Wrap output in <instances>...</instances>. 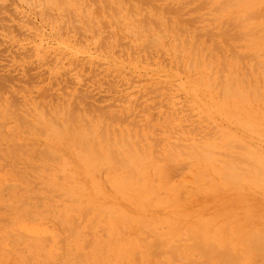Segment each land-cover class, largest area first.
Here are the masks:
<instances>
[{"label": "rangeland", "instance_id": "obj_1", "mask_svg": "<svg viewBox=\"0 0 264 264\" xmlns=\"http://www.w3.org/2000/svg\"><path fill=\"white\" fill-rule=\"evenodd\" d=\"M54 1L55 0L51 2L47 0H0V264H3V263L4 264H48V263L49 264H131L130 263L131 261L130 262L128 261L133 259L134 257H135V260H137L136 259L137 255H135L136 253L132 249V246L126 243V240L128 239L129 241V239L131 238V235L132 236L135 235V237L133 238H135L136 243L140 244V238H138V234L136 235V228H135V225L139 224L140 222H141L140 224H143L144 222L145 223L149 222L150 224H153V222H158L159 224L157 223L156 224L159 225V230L161 231L162 235L160 234L159 245H156L154 247L151 246V248L147 247L146 249L140 248L138 250L139 253L137 254L140 257L138 259V261L140 262L139 264H161V263L167 264L168 261H169L168 264H171L170 261L172 258L175 260H178L180 258L179 256L181 255L180 253L184 254L186 249L183 250V248L180 247L179 245L175 246L177 247V250L175 249L176 253L173 248V251H174L172 254L173 256L170 255L171 254L170 252H172V250H170L169 252L170 245L172 244V242H170L172 241L171 238H174L173 240L174 242L178 237L177 236L175 239L174 235L178 234L181 236V239H182L181 242L183 243L184 242L183 238H187V236L194 235V233L193 234L191 233L192 235H188L186 231L188 227L190 228L193 226L192 227L193 231L190 230V232H195L197 231L196 228L199 227V225H203L204 228H206L205 230V229H202L203 226L201 227L202 229L201 231L203 233L206 231L203 234L204 236L202 235V238L204 237V238H207V239L209 238L212 240L217 237H221L222 240L229 243V245H234V243L236 245V241L238 240L237 246H239L240 244H243L248 247V245L252 244L251 247L250 246L248 247L249 249H251L252 246H254V249H252L253 251L251 250L248 251L249 249L246 250L247 247L245 248V246L243 247V245H240L238 247L239 251L237 252L239 254L234 252L235 254L238 255V257H235L237 255L233 256L234 253H232V251L228 249L229 252L231 251L230 252L231 255L230 254H227V255L233 257L235 259V262L238 263L240 261L239 263L241 264V261H242V264H244L246 259H249V258H250V261L247 260L249 264L250 263L258 264V262L260 263V261H263L264 258L262 260V257H264V251H262V249L264 250V232L262 231H264V168L258 167L257 170L253 169L250 166L248 159L246 160V158L249 157L248 154L250 155V152H251L250 150L252 149H259L264 154V150H263L264 149L263 148L264 146L263 144L264 143V128H263L264 125L263 124L264 123L262 124L263 126L261 128L259 127V130H257L256 127L254 126H257V123H262V122H259L260 120L257 121L256 123L255 119L254 121L251 119H247V122H245L246 119L244 118H248V117H244V118H238L237 120H233V122H231V120L229 121L228 119H226V117L224 118V116L219 115L216 111H215V113H217L216 115L212 114L211 110H209V107L213 108L215 106L213 105L215 101L217 103L221 102L225 98L223 97L224 94L222 93L220 89L219 92H221L222 95L218 94L217 96V93H219L218 92L219 88L215 89L214 99H213L214 101H213L212 97L210 99L211 95L209 94V91L207 90L208 85L202 86L201 89H196V88L195 90L193 89V84L191 81L193 80L196 81L197 79H198L197 81H199L201 79L202 69L194 66L196 63V57H194L193 59L194 62L191 61L193 62V66H192L193 72H191L190 71L191 68L189 69V67H187V66H190L187 64L191 63L190 57L189 55L187 56V52H186L187 50L186 51L185 49L183 50V48H186V45H187L184 41V38L188 37L186 36V33L187 35L190 34L189 33L191 31L190 27H193L192 24L194 25V27L198 26L197 29H199V31L197 30L198 32L197 31L196 32L197 34L199 32H201L200 34L203 33L202 35L198 34L199 37L201 36L202 40L198 38L197 40H199L198 42L200 43L196 41L197 45L195 43L194 44L196 46L201 44L199 51L203 53L206 57H207V54H209L210 59L207 57L206 60H207V63H208V60L210 61V67L207 68V73L204 77V79L207 82L208 81L209 83L210 81L214 82L216 78L219 77L218 75H220L219 82H222V79H223L222 77H224V75L225 77H227L232 74V76L234 77L237 76L239 79H241L243 76L242 80H244V78L245 80L246 78H248V80H246L248 84L251 82L250 77H252V79L253 78L255 79V80L254 79L252 80L253 83L255 82L254 85L255 86L259 85V86H262L263 88L264 87V76H263L264 75V71H263L264 70V65H263L264 64L263 62L264 61V48H263L264 42L259 44L255 48H253L251 46V41H249L250 40L249 36L247 37L245 36L246 39H249L248 44L250 47L247 48L248 45L246 43L247 40L244 41L245 38L244 39L242 38V41H240L241 39L237 41L236 39H234V36H233V39L230 38V40L228 39V41L226 39H221L222 30L223 31L225 30L224 32H228L230 31L229 29H231V28L228 29L227 25H229L228 22L229 21L231 22L232 20L225 21L227 22L226 23L227 25L226 24L223 25L224 23L222 24V22L224 21V19L225 20L228 18L230 19V17L232 19L236 15H238V16H241L240 20L242 21H244V19L246 20V17L244 18V15L243 14L241 15L240 13L242 11V8L236 7L237 0L235 2H231V0H227V1L224 0L223 3H225L226 5V3L228 2V5H229L226 8L224 7L225 6L224 4L223 5L220 4L221 6H219L220 1L222 0H212L213 3H210L211 1H207L206 3L208 4L209 2V4L208 6L206 4V6L209 8L205 7L206 9L203 7L205 2L204 4L200 5L201 2L203 3V0H193L194 1L193 3L190 2L189 0H142V1L141 0H109V2H111V5L108 2V0H106V2L105 0H63L64 2L61 5H59L60 0L59 2L57 1V3L56 1L55 2ZM232 3L235 5H230ZM217 5L220 8L223 6L222 8L225 11H222L223 9L221 8V11H219L220 13H218V11H216ZM230 6L231 7L233 6L234 8L232 7L229 9L228 7ZM214 7L215 9H213ZM219 7L217 10H220ZM256 18L257 19L253 20V22H250L251 18L249 20L248 17H247L248 20H246V22L245 21L242 22L240 20L235 21L233 26L234 25L236 26L238 22L239 23L242 22L241 25L240 24L238 25L240 27V29L239 27L237 28L238 33L248 32L250 35L251 33L254 35L253 32L255 30L261 33L260 29L259 31L257 30L258 28L256 29H253V28L255 25H259L261 24V22H264V3L261 4V6H258ZM212 19L217 20V21L213 22ZM116 20L119 23L115 22ZM152 21L154 23H152ZM166 21L168 24H166ZM247 21H249L250 23L248 22L249 23L248 24ZM143 22H145L146 24ZM149 22L151 23V26L150 24H148ZM155 22L157 24H155ZM184 23L185 25L187 24H191V25L190 26L187 25L188 27L186 28V26L183 25ZM232 23L233 21L231 22V26H232ZM146 25L147 26L149 25L150 26L149 28L152 29L153 32H151L152 30L148 31L149 28L146 27L147 28V30L145 28L146 34L141 33L142 34L141 35L140 30L144 29ZM216 25H217V28H215ZM243 25H245L244 26L245 28L243 27ZM246 25L248 26L246 27ZM92 26H93V29H92ZM155 26L158 28H156ZM213 26H214V29L209 34L208 32L210 31L209 28H213ZM224 26H226L227 28H225ZM128 27H132V28L129 29ZM194 27L192 28L193 31L191 32L193 35L195 32ZM189 28H190V31H189ZM251 28H252V32L250 33L249 30ZM154 29H157V31H155ZM158 29L160 30L163 29L164 31L162 30L163 32L162 31L158 32ZM166 29H167V32H166ZM233 30L230 32L231 35H234L233 33L234 31L236 33V30L234 31ZM176 31L178 32L177 33L178 36H176L177 35ZM219 31L221 34L219 33ZM212 32H215L217 35L220 34L221 38L220 37L217 38L218 36L215 33H214L215 35H212L213 37H211L210 35L212 34ZM238 33H236L235 35H237ZM260 33L255 34L256 36H254V38L258 37ZM139 34L143 36L144 39L141 36H139ZM147 34L152 37H154V34H155L154 38L157 37V41H159L158 45L157 44L156 46L151 45V44L149 45L147 42H145L146 38L149 37ZM181 34H182L183 39H181L182 37H180ZM184 35L186 37H184ZM204 35L206 36V38ZM158 36L161 38V40L160 38H158ZM162 36L164 37V39ZM113 37L115 40L112 39ZM139 37H141L140 40H138ZM177 37L180 39L181 42L179 41L180 42L179 43L177 41L175 45L173 44V41L174 39H177ZM190 37L193 38V36L191 35L189 36V38ZM194 38H196L195 35H194ZM117 39L118 40L120 39V40L118 41ZM148 39L150 41L151 38H148ZM258 39L260 38L258 37ZM190 40H191V43L190 45L188 44V47H187L188 51H190V47L193 45L192 42H195V39L194 40L190 39ZM224 40H226L227 45L222 44L223 42H225ZM231 40H234L235 42H230ZM152 41L151 43L155 44V42H152ZM205 41H206V46H205L206 49L203 46V43ZM146 43L148 44V48L151 46L153 49H150L151 48L150 47L149 50L148 48H146L147 50L145 51L143 47H147ZM177 43L179 45L180 44L182 45V48L180 46L181 50L179 52L182 53L181 55L184 56L185 61L183 59L181 61V59L179 60L178 58H176L175 60H172L176 57L174 55H178L179 53L178 52L179 48L175 49L176 51L174 50L175 47L177 48ZM117 44H119L120 46ZM143 44L144 45L146 44V45L143 46ZM218 45H220V51H219V48L218 50H216L217 49L216 47ZM230 45L233 48H231ZM234 45L235 46L244 45L245 48L244 47L236 48L234 47ZM221 47L224 50H221ZM228 49L229 50L234 49L235 54L238 53L237 56H239L240 53L242 56H243V53L245 54L249 52L246 54V56H249L251 55V53H253L257 56L256 57L255 55H253L254 58H257L255 59L257 60V62L254 59H252L253 58L252 55H251L252 61L248 59L247 57L246 58L242 57V58L247 59V61L243 59V62H244L243 64L246 66V68L242 70L243 64L239 66L237 64V63L242 62L241 59L239 60L240 62H237L233 56V61H232L231 58H232V55L234 54H231V52L228 53L229 51ZM202 50L203 51L205 50L206 53L205 51L203 52ZM234 50H231V51L234 53ZM211 51L214 52V55L216 57L212 56L213 52ZM252 51H254L255 53ZM259 53L261 54L259 55ZM219 56L220 57L225 56L223 58L224 63L222 61L221 62L224 66L226 65L225 68L224 67L223 68L224 70L227 68L228 72L226 70L223 71V69L221 68L222 64L220 63ZM177 59L182 63V65L181 64L179 65V61ZM250 61L252 65H253V61L256 62V64L258 63L259 66L263 65L261 67L263 68L261 69L263 73L260 70V68L259 69L257 68L256 64H255L256 67L255 65H253V67L257 69L255 71L256 73L254 72L252 73V70L254 71L255 69H253L252 65L250 64ZM247 64L250 65V67ZM207 65L209 66V64ZM213 67H214V71H212ZM186 68L188 69L186 70ZM218 68L222 70L223 75H221V72H220L221 70H218ZM229 68L230 69L233 68V72L235 74L232 72V70L230 74ZM237 68H239V70ZM179 69L180 70L182 69L183 73ZM246 69H250L249 70L250 77L246 75L247 74L246 71H248ZM210 71L214 74H212ZM218 71L219 73H217ZM238 71L241 74L239 75L240 77L237 75V73H239ZM211 74H212L211 77H213L212 79L209 77ZM197 75H198V78H197ZM259 76L261 77L260 78L262 81L261 84L259 83L261 82L259 80ZM190 78L191 80H189L190 82H188V79ZM195 91L199 93V97L193 94V92L195 93ZM189 94L191 96H189ZM173 97L176 99H173ZM201 97L203 99L206 97L207 104H205L202 101ZM220 97L221 98L223 97V99H220ZM194 98L196 100H194ZM172 100L173 102H171ZM209 101L211 104H208ZM177 102L181 104H177ZM192 105L193 107H191ZM65 109H66V113H69L70 115L73 114L72 116H74L76 119H74V117L70 116L69 114L64 113ZM33 110L35 113L32 112ZM86 110H88L89 113ZM191 110L193 112H191ZM59 111H60V114L58 113ZM72 111H74L75 114ZM174 111H175V114H174ZM133 112H135V114ZM172 112L175 116L172 115ZM177 112H180V114L179 113L177 114ZM24 113H25V116H24ZM27 113L29 114L30 117L28 116ZM38 113L40 114V116H42V118L39 116ZM196 113H198L199 116L200 114L201 115L203 114L205 116V117H203V115L200 116V118H203L202 119L203 121L205 118V122H206L205 125H209L207 123L211 122L210 126L212 128L216 127V129H212L209 126L213 133L210 132V128L208 126H207L208 130L205 125L204 126L206 128H204L203 126L204 123L201 124L202 120H200L199 117L194 116L196 115ZM50 114H55V115L49 116ZM22 115L24 119L27 118L26 120H28L27 122L30 126L27 124L26 120L25 121L22 120L23 119ZM43 117L44 118L46 117V120L48 119L47 121L49 120L50 121L47 122L46 120H44ZM64 118H66L67 121ZM35 119H37V121ZM52 119L54 120L53 122H52ZM72 119H73V123H72ZM80 119H82L83 121ZM57 120H59V122H57ZM238 120L244 124L249 123L252 125V123L253 124L256 123V125L250 126L248 124L249 127H251L252 129L248 128L246 126L247 124L244 125L246 127H239V126L237 127V125H239L237 124L239 123ZM19 121L20 123L22 121L21 125H19L18 123ZM30 121L32 122V124H30ZM76 121L79 122V124ZM50 122L52 125L55 124L53 128L56 125L58 126V127L57 126L55 127V130L57 131V133L53 130V135L49 134V132L51 133L52 131L50 130V128L52 127L50 126ZM73 124L75 125V127L77 125L78 131L76 130L77 128L74 129V127H72L74 126ZM182 124L186 126L187 128L183 126V129H182L180 127ZM78 125L80 126L82 131H80L81 129L79 130ZM31 126L33 127L37 126L36 127L37 129H34ZM85 126H86V130L88 128L90 129V127L92 128L93 131H91V133L94 132L93 133L94 135L90 134L89 137L93 136L95 141L94 139L90 141V139L88 138L89 134H86L87 131L83 129ZM197 126L200 128L198 132L196 131ZM48 127L50 128L48 129ZM62 127H65V129L69 127V129L64 130ZM30 128L32 130H30ZM71 128L75 132L72 134L76 135V137H74L75 141H73L74 139H72L73 135H71V132L73 131L70 132ZM192 128H194L195 132L193 131ZM39 129H41L42 131L41 130L39 131ZM101 129L105 130V132ZM107 129L109 130V132ZM130 129H131V133H129ZM246 129L248 130L246 131ZM60 130H62V132ZM173 130H176V131H173ZM251 130L254 132V135H253V132H251ZM68 131L70 132L69 134L67 133ZM184 131L186 134L184 133ZM189 131L190 132L193 131L191 133L192 135L190 134ZM219 131H221V133ZM223 131L225 133L228 132V134L229 133L231 134L232 145H231V141L227 140L228 135L222 133ZM235 131H237L238 133H236ZM248 131H250V133ZM46 132L48 135H46ZM54 132H55V135L58 134L59 132L58 135H61L60 137L62 138L61 139L62 142H59L60 137L58 135L56 136L59 139L56 140L57 137L54 135ZM81 132H84V133L82 134ZM88 132L90 131L88 130ZM109 133H111L112 135H110ZM128 133L129 134L133 133L132 136L130 135L131 138L133 137L132 139L133 141L131 140L132 142L131 141L129 142L128 144L129 146H127L126 144V147H125L123 144L122 145L121 143L119 144V138L121 137L120 140H122L121 135L122 134L127 135ZM194 133L197 135L195 136ZM117 134L119 135V137ZM138 134H139L140 139L138 138ZM178 134H182L183 136L178 135ZM208 134H210L211 136L213 135V138H211L210 136H208L207 138L210 137L209 139L211 140L209 142L212 145L214 144L213 145L214 149L220 146L222 147V149L218 148L215 151L211 149V153H213L212 156H215L216 159H219L218 161H221V163L219 164V162L216 159H213V161L209 164L208 173L210 172L211 174L210 173L209 174L212 177H216V176L218 177V171L217 172L213 171L212 167L216 168L217 170H221L223 168L222 165L224 163L230 162L229 160H227V157H225L227 160L225 161V158H223L224 154H228L229 156H232V155L236 156L237 153L235 154L231 153L235 149V151L238 152V157L241 158L243 157L246 149H249L250 152L249 153L246 152L247 154L244 155L247 163H244L245 160L243 159V161L241 162H243L244 164L243 163L238 164L241 170H244V174L245 175L248 174V175L246 176L241 175L240 181L237 184V186L233 184L224 185L222 182H220L219 184L217 183V181L215 182L212 179H210V182L213 181V186H215L216 183L218 185V186H215V189H214V187L211 185L212 183L209 184L210 182H208L209 176L208 178H206L208 179V181L202 178L203 172L200 171L199 169L202 166V163H200L199 161H195L193 158L192 159L194 161L193 160L191 161V158L187 157V156H190L188 154L189 151H187V149L191 150V147L188 145H192L191 143L192 140L194 144L198 145L201 142V141H198V139L203 141L205 135H208ZM214 134H216L217 136L220 135V138L219 137H218L219 139L217 138L219 142L217 141V139H215L217 136L216 135L214 136ZM69 135L71 136V138L69 137ZM103 135L104 137H106L105 139H103L104 138ZM77 136L79 137L77 138ZM223 136H225V138H223ZM252 136H255V137H252ZM80 137L81 138L84 137L85 140L87 139L88 146L90 147L89 149L90 152L89 150H87L88 149L87 145H85L86 141L84 142L83 139L82 140L79 139ZM108 137H110L111 138L110 140L112 141L108 140L109 139ZM199 137H201L202 139ZM68 139L72 141L70 142ZM76 139H79V140H76ZM113 139L114 141L115 140L117 141V143H115L116 145L118 144L117 146L114 145ZM182 139L185 142H187V145L186 143H184V141H182ZM194 139L197 140V141L195 140L197 143H195ZM234 139H236V141H238V144L242 145V147L245 146L244 148L246 149L244 150L242 147H240L241 150L242 149L244 150V151L243 150L240 151V150H236V148H233V147H236V146H233L236 143ZM188 140L190 141L189 143H188ZM222 140L223 142H221ZM93 141L96 142V145H97L96 148L98 150L97 149L95 150V152L96 151L99 152V153L96 152L97 154L94 153V150H93L95 149L93 148V145H94L92 143ZM215 141H217L218 143ZM244 141H247V142H244ZM168 142L170 143L172 142L173 145L175 143L174 148L176 150L172 149L173 146ZM229 142H230V145L232 146L231 149L233 148L232 151L229 149L230 145L228 149L227 147H224L225 144L228 146ZM136 143L139 145H137ZM12 144H15V145H12ZM75 144L77 145L81 144V146L80 145L77 146ZM177 144L178 145L185 144L186 147L188 146L190 149L188 147L187 149L186 147L185 148L181 147V149L178 147L179 150H182V151H179L176 148ZM194 144L192 146L197 147V145H194ZM247 144H249V146ZM254 144H256V146ZM84 145L86 146L87 148L86 150L90 154L89 156L92 158L89 159L88 154L86 155L85 153H83ZM157 145L158 146L160 145L159 148ZM180 146H183V145H180ZM254 146L257 148H254ZM135 147H139L141 149L135 152L136 149L137 150L139 149V148L135 149ZM260 147L262 148V150L260 149ZM41 148L43 149L40 152ZM129 148L130 149L133 148V151L130 150ZM146 148H148L147 149L148 151L146 150ZM46 149L52 154L51 153L49 154V152H47V154H44L46 152ZM43 150L45 152H43ZM86 150L85 152L87 153ZM114 150L116 152H113ZM196 150L198 151L197 154H199V152L201 151L200 149H196ZM192 151L194 150L192 149ZM219 151H220V154L223 155V157L222 155L219 154ZM133 152L135 153V155L133 154ZM139 152H142V155H144L145 157L142 155H139L141 154ZM157 152H160V153H157ZM169 152H170L171 157L169 156ZM239 152L242 153L243 155L239 154ZM40 153L43 156H41ZM74 153L79 154L77 155L79 157L77 158L76 154L74 155ZM171 153H174V154L171 155ZM215 153L218 154L219 156L215 155ZM95 154L97 156H94ZM127 154H130V155H127ZM109 155L111 156L114 155V158L111 156L110 158ZM116 155L118 157V160H117ZM155 155L157 157H155ZM183 155H187V156H183ZM228 155H225V156H228ZM32 156L33 157L35 156L36 159H34ZM44 156H46L45 159H44ZM58 156H59V159H57ZM86 156H88V158ZM149 156L150 157L153 156V157L149 158ZM251 156H252V153H251ZM54 157L56 158L54 159ZM105 157H106V160H105ZM37 158H40V159H37ZM51 158L54 160H52ZM139 158L140 160H138ZM47 159L49 161H47ZM111 159L113 160L114 163H112ZM119 160L123 163H121ZM141 160L142 161L144 160V161L140 162ZM222 160L224 163H222ZM92 161H94V163H92ZM237 161L240 162L239 160ZM137 163H140V167L138 169L137 167L139 166V164L137 165ZM197 163H199L201 166ZM43 164H45L46 166H44ZM113 164L115 165V169H114ZM120 164H123L122 166L124 167H119L121 166ZM211 164H214L216 167ZM133 165L135 166L137 165L136 166L137 170H134V171L132 170V169H135V166ZM247 165L250 167L248 168ZM36 166L42 167V168H37ZM117 166L119 168H117ZM128 166L131 167V169L128 168ZM162 167L164 170L161 169ZM47 168H49V170H47ZM36 170H38V174ZM62 170L65 173L61 172ZM86 170L89 172V174L86 172ZM196 170L200 172L198 173ZM258 170L259 172L262 171V175H259V176L257 175ZM128 171L130 173H128ZM143 175H145L146 178ZM194 175L197 176L196 177L197 179L195 178ZM125 176H127V180H123ZM128 176L129 177L131 176V179L128 178ZM247 176L249 179L247 178ZM140 177L146 179L147 181L146 183L148 182L150 183L152 180L153 183L151 182L150 185L149 183L146 184V188L149 189L148 192H146L147 191L146 188L142 187L144 180L140 179ZM136 178L142 180L141 184L139 183L140 181L139 180L137 181ZM119 180L124 181L123 186H125V191H123L124 189L123 187H122L123 189H121ZM251 180H253V182ZM193 181L194 183H192ZM137 182L139 184H137ZM43 183H46V184H43ZM182 183L185 186H183ZM221 183L223 184V188H221L222 186ZM52 185H54V187L56 186L55 189L52 188ZM153 185L154 187H152ZM165 185H168L167 188H165L166 187ZM174 185L175 186L177 185L176 186L177 188L175 187L174 189ZM7 186H10V187H7ZM71 186L73 187V189H71ZM148 186H150V188L152 187L151 188L152 192H150V188ZM23 187L25 188L21 192ZM32 187H35V189ZM86 187L89 189L87 190ZM183 187L186 190H184ZM41 188L42 189L44 188V190L46 189L47 193L44 190H41ZM59 188L60 190H57ZM172 188L178 191L177 192L174 190L172 191ZM189 188H191L192 190L190 191ZM212 188L214 189L213 191H212ZM218 188L220 190H218ZM31 189H32V192L33 193L35 192V193L34 194L32 193L30 196ZM61 189L64 192L71 193L72 198L70 199L69 196L68 198L70 200L74 199L76 201V206H74L75 204L74 200H73L74 204H72L70 201H66V199L68 198L66 195H65L66 197L64 196V193H62L63 197L62 195H60L62 199L60 198L59 194L61 193ZM153 189L155 190V192H153ZM56 190L58 192H56ZM198 190L201 191V194ZM25 191H27L28 195ZM28 191H30V193ZM210 191H212V193L215 191V193H213L212 195ZM207 193L209 195H207ZM26 195L27 197L25 198ZM44 195L49 196V198L47 197V200H46V197ZM175 195H178L179 198H177ZM191 195H194L196 199L192 200L193 196ZM28 196L31 200L32 205L30 203V200L26 201L27 205L25 204L26 202L24 199H28ZM34 196H36L37 199ZM206 196L207 197L211 196V197L207 198ZM189 197L192 199L190 200ZM32 198L38 201L35 202L34 199L32 200ZM184 198H187V199H184ZM64 199L66 203L62 201ZM174 199L176 200L180 199V201H175ZM22 200L25 202L24 204L26 206L23 205ZM170 200L172 202L174 200V202L172 203L170 202ZM186 200H189V201H186ZM18 201L20 202V204L17 203ZM41 201H43V203ZM40 202L42 203V205ZM77 202L79 204H77ZM166 202H168L169 204L171 203V204L169 205ZM16 207H19V209L21 208V211H19V209ZM66 209H69V212ZM116 209H118L119 211ZM72 211L73 213L70 214ZM83 211H86V212H83ZM110 211L113 212L114 214L110 213ZM230 211H233V212H230ZM63 213L65 217L62 215ZM82 213H84L83 217L84 218L86 217L85 218V220L87 221L86 223H85V220H83L84 218L82 219V216H81ZM223 214L224 216H221ZM71 215L74 216L75 220L78 218L77 219L78 221L77 220L75 221ZM120 216H122L121 220L119 219ZM241 217L242 218L244 217V218L242 219ZM92 219L94 220L93 224L91 223ZM123 220H124V223H123ZM74 221L76 224L74 223ZM126 222L128 223L127 226L125 225ZM28 224L29 226H27ZM87 224L90 227L91 226L93 227L92 232H91V235L95 233L92 235L93 237L90 235V232L88 230L89 226L86 227ZM117 225L120 226V229L118 228ZM236 225L237 227L239 225L240 228L239 227L237 228ZM130 226H132L133 228ZM224 226L229 229L230 234L223 231V230H228L226 228H223ZM176 227H178V229ZM250 227H252V229ZM103 228L106 230L105 234H104V230L101 231ZM114 228L117 230H115ZM170 228H172V230ZM221 228H223V230ZM119 230H121V232L125 231V233L123 234L121 232L119 233ZM239 230L240 231L242 230V231L238 232ZM199 231L195 233L198 234ZM163 232H165V234ZM222 232L223 233L225 232V233L223 234ZM233 232L238 233L237 236L234 235ZM253 232L254 234H252ZM227 234H229L230 238L226 236ZM198 235L200 239L201 235L200 234ZM205 235H207L208 237ZM231 235H234L233 236L234 238L231 237ZM254 235L257 240L253 237ZM180 236L178 238H180ZM235 236L238 239H236ZM198 237L196 239V236H195V239L199 241V243H201L202 241V244H201L202 249L203 248L205 249V247H203L204 246L203 240H198ZM257 237L259 238L261 237V239L263 238L262 239L263 241H261V239L258 241L259 238ZM223 238H226L227 240ZM232 238L234 239L233 241H232ZM163 239H165L164 243L166 242L165 243L166 245H161L163 243ZM195 239L193 240L195 241ZM229 239L231 241H229ZM244 239L245 240L250 239V240L245 241L244 243L243 242ZM16 240L17 242L15 243ZM190 240H192V238L188 239L187 243H190L191 242ZM176 243H178V241ZM184 243L186 244V242ZM191 243L193 244V242ZM197 243L195 244L194 242V245H191V244L190 245L186 244V245H188V248H191L192 246L194 248V246L197 245L196 249L194 248L193 253L203 251L201 250V247L199 248L200 249L199 251H196L198 250V247H199L198 246L199 243L198 244ZM259 243H261L260 246L258 245ZM210 244H213V243H210ZM134 246L142 247V246H137V245H134ZM167 246H169V249ZM255 246L258 247V249H256ZM157 247L161 248L162 252L160 249H158V251L156 252ZM166 247L168 251H166ZM178 247L182 249L180 250V248ZM210 248H211V245H210ZM212 248H214V246ZM212 248H211V251H212ZM244 248L247 252L243 251ZM150 249L155 251L154 252L155 254ZM178 249L180 251L179 255L177 253ZM164 250L166 253L163 254ZM190 250H188L186 253L191 254L192 251ZM207 250H209L208 247H207ZM235 250L237 251V249ZM212 252H211L212 255H214V253L217 254L216 251L215 252L212 251ZM252 252L254 253L256 252V253L254 254ZM145 253L147 255H144ZM160 253H162L163 257L165 256L164 260H163V257L161 256H158L161 259L156 260L157 258L156 256ZM193 253L191 254V256H193V259L196 258V261L194 260L193 263L197 262V259L198 260L204 259V261H206L205 258L209 256L208 254H206L208 253V251L204 253L206 256L202 254L203 252L201 253L205 257L203 259H201V257L199 258L201 254L197 256L198 255L197 253H196L197 255ZM261 253H263V255ZM220 254L218 255L220 256ZM104 255H105V258H104ZM212 255L209 257H213ZM240 255H241V258H240ZM144 256L147 257V258H144L145 261L141 259ZM151 256L153 258H151ZM167 256H169L170 259H168L169 257ZM185 256L186 255H184V257ZM219 256H216V257H219ZM237 258L238 260L239 259L240 260L236 261ZM253 258H256V259H253ZM151 259H155V260H151ZM180 259L178 260L177 264L183 263L181 262L182 260ZM135 260L133 259V261ZM159 260H163V261L167 260V261L162 262ZM215 260L218 261L219 258ZM254 260H256L257 263ZM209 261H206V262L208 264L218 263L217 261L215 263H213V261L210 263ZM233 261L226 263V261L224 262L223 260L222 262L226 264L228 263L235 264V262ZM222 262H219V263L223 264ZM248 262L246 263L248 264ZM263 262L261 263L263 264ZM204 263L202 261V264ZM135 264H136V261H135ZM184 264H187V263L184 262ZM199 264H201L200 261H199Z\"/></svg>", "mask_w": 264, "mask_h": 264}, {"label": "bare ground", "instance_id": "obj_2", "mask_svg": "<svg viewBox=\"0 0 264 264\" xmlns=\"http://www.w3.org/2000/svg\"><path fill=\"white\" fill-rule=\"evenodd\" d=\"M47 1H50V2H51V1H53V0H47ZM55 1H56V3H57V1L59 2V0H55ZM55 1H54V2H55ZM141 1H142V0H141ZM189 1L192 2V3L194 2L193 0H189ZM207 1H211L210 3H213L212 0H203V3L201 2L200 5L204 4V2H205V4H204L203 7H204V8L207 7L208 4H209V2H208V4L206 3ZM226 1H227V0H226ZM235 1H236V0H234V1L231 0V2H235ZM63 2H64L63 0H60V2H59L60 4H59V3H58V4L61 5V4H63ZM105 2H106V0H105ZM108 2H109V0H108ZM108 2H107V3H108ZM223 2H224V0L220 1L219 6H221V5H223V4L225 5V3H223ZM109 3H110V5H111V2H109ZM180 3H181V1H180ZM236 3H237V6H236L237 8H242V11L240 10V11H241V12H240L241 15L243 14V15H244V18L246 17V20H248V19L250 20V18H251V21H250V22H253V20H256V19H257V18H256V15H257V8H258V6H261V4L264 3V0H237ZM52 4H53V3H52ZM118 4H119V3H118ZM206 4H207V6H206ZM220 4H221V5H220ZM178 5H179V4H178ZM182 5H183V4H182ZM215 5H216V4H215ZM230 5H235V4L232 3V4H230ZM219 6H218V5H217V7L215 6V7H216V11H218V13H220L219 11H221V8L223 7V6H222V7L220 8ZM227 6H229V5H228V2L226 3V5H225L224 7L226 8ZM215 7H214L213 9H215ZM218 7L220 8V10H217ZM232 7H233V6H232ZM232 7L230 6V7H228V8L230 9V8H232ZM64 8H65V6H64ZM64 8H63V9H64ZM207 8H209V7H207ZM233 8H234V7H233ZM237 8H236V9H237ZM82 9H83V8H82ZM113 9H115V8H113ZM205 9H206V8H205ZM222 9H223V8H222ZM236 9H235V10H236ZM158 10H159V9H158ZM83 11H84V10H83ZM222 11H225V10L223 9ZM227 11H228V10H227ZM233 11H234V9H233ZM147 13H148V12H147ZM216 13H217V12H216ZM218 13H217V14H218ZM145 14H146V12H145ZM208 14H209V12H208ZM236 16H237V18H236ZM236 16H235L234 18H232V19H231V17H230V19L228 18V19H226V20L224 19V21L222 20V21H223L222 24L224 23L223 25H225V24L227 23V22H225V21H227V20H232V21H233L232 26H233L234 22H235V21H239V20H240V17H241V16H238V15H236ZM47 17H48V16H47ZM147 17H148V16H147ZM177 17H178V16H177ZM177 17H176V18H177ZM247 17H248V19H247ZM215 18H216V17H215ZM217 19H218V18H217ZM235 19H237V20H235ZM134 20H135V19H134ZM179 20H180V19H179ZM212 20H213V19H212ZM246 20L244 19L245 22H246ZM90 21H91V20H90ZM147 21H148V20H147ZM214 21H217V20H213V22H214ZM232 21H231V22H232ZM240 21H242V20H240ZM244 21H242V22H244ZM100 22H101V21H100ZM100 22H99V23H100ZM115 22H118V21L116 20ZM131 22H132V21H131ZM135 22H136V21H135ZM145 22H146V21H145ZM145 22H143V23H145ZM231 22H230V21L228 22L230 26L226 24L227 27H228V29L231 28V29H229L230 31H228V29H227V31H228L229 33H228V32H224L225 30H224V31L222 30V34H221V33H220L221 30L219 29V30H220L219 33L221 34L222 38H221V36H220L219 33H218L219 35H217L215 32H212V34H211L210 36L213 37L212 35H215V34H216V35L218 36V37L216 36L217 38L220 37L221 39H226L227 41H228V39L230 40V38L233 39V36H234V39H236L237 41L240 40V39H241L240 41H242V38L244 39L245 36H246V37L249 36V39H250V40H249V39H246V38H245V40H244V41L247 40L246 43H247L248 46L245 45V46H247V48L250 47L249 44H248V40L251 41V46H252L253 48H255L256 46H258L259 44H261V43L264 42V22H261V24H259V25H255V26H254L253 29L258 28L257 30H259V29L261 30V33L255 30L256 33H255V31H254V32H253L254 35L251 33V32H252V28L249 30L250 33H251V35H250L248 32H244V33L240 32V33H238V31H237V28L239 27L238 25H239V24L241 25L242 22H241V23L238 22V24H236V26L234 25L235 27L233 26V28H232V26H231ZM248 22H249V21H247V23H248ZM250 22H249V23H250ZM67 23H68V21H67ZM102 23H103V21H102ZM102 23H101V24H102ZM112 23H113V22H112ZM118 23H119V22H118ZM139 23H141V22H139ZM146 23H147V22H146ZM146 23H145V24H146ZM152 23H154V22L152 21ZM181 23H182V22H181ZM249 23H248V24H249ZM145 24H144V25H145ZM148 24H150V26H151V23H150V22H149ZM155 24H157V23L155 22ZM166 24H168L167 21H166ZM222 24H221V25H222ZM142 25H143V24H142ZM172 25H173V24H172ZM183 25H185V23H184ZM187 25L190 26L191 24H187ZM187 25H185L186 28L188 27ZM195 25H196V23H195ZM218 25H219V24H218ZM253 25H254V24H253ZM67 26H68V25H67ZM96 26H97V25H96ZM129 26H131V25H129ZM150 26H149V25H148V26L146 25L145 27L143 26L144 29H142L143 27L141 28L142 30H140V31H141L140 34H141V33H142V34H143V33L146 34V33H145V32H146V31H145V28H146V27L149 28ZM156 26H157V25H156ZM156 26H155V27H156ZM175 26H176V25H175ZM192 26L194 27L193 24H192ZM244 26H245V25H243V27H244ZM247 26H248V25H246V27H247ZM52 27H53V26H52ZM63 27H64V26H63ZM68 27H69V26H68ZM118 27H119V26H118ZM118 27H117V28H118ZM176 27H177V26H176ZM178 27H179V26H178ZM182 27H183V26H182ZM193 27H190V28H191V31H190V28H189V31H190V32H189V33H190L189 35H187V33H186V36H188V37H186V36L184 35V37H186V38H184V41H185V43L187 44V45H186V48L188 47V44L190 45V43H191V40H190V39H193V40L195 39V42H192L193 45L190 47V51H188V48H187V49H186V48H183V50H184V49H185V51L187 50L186 52H187V56L189 55V57H190V62H191V61L194 62L193 59H194V57H196V63H195L194 66L197 67V68L202 69L201 72H202V77H203V78L201 77V79H200L199 81H197L198 79H197L196 81L193 80L194 83H193V81H191L192 84H193V89H194V90H195V88H196V89H201L202 86H206V85H208V86H207V87H208L207 90L209 91V94L211 95V96H210V99H211V97H212V100L214 99V90L219 88V89H218V92H219L220 89H221L222 93L224 94L223 97H225V98L223 99V97H222V98L220 97V99H223L221 102H218V103H217V102L215 101L214 104L212 103L213 105H215L213 108H210V107H209V110H211L212 114H215V115H216V114L218 113L219 115L224 116V118L226 117V119H228L229 121L231 120V122H233V120H237L238 118H244V117H248V118H244V119H246L245 122H247V119H251V120H253V121H254V119H255V120H256V121H255L256 123H257V121L260 120L259 122H262V123H257V126H254V127H256L257 130H259V127L261 128V127L264 125V124H263V123H264V122H263V121H264V87L262 88V86H259V85H258V86H255V85H254L255 82L253 83V81H252L254 78L252 79V77H250V74H249V73H250V71H249L250 69H246V70H248L249 72L245 70L246 73H247V74H246V73H245V74L248 75V77H250V80H251V82H250L249 84L246 82V80H248V78H246V80H245V78H244V80H245V81H244V80H242V79H243V76H242L241 79H239L237 76H236V77L232 76V74H231V70H232V72H233V68H234L233 66H232L233 68H231V69L229 68V70H230V74H231L230 76L225 77V75H224L225 79H224V77L221 76V77L223 78V79H222V82H219V80H220V78H219L220 75H218L219 77H217V78H219V79L216 78V80H218V81L215 80L214 82H211V81H210V83H209V81L207 82V81L204 79V77H205V75H206V73H207V68L210 67V61L208 60V63H207V60H206L207 57L209 58V54H207V57H206L203 53H201V52L199 51V48L201 47V44H199L198 46H196V45H197V42L199 41V40H197V39L200 38V40H202V39H201V36L199 37V35H202L203 33L200 34L201 32H199V33H198L199 35H198V34H197V32L199 31V29H197L198 26H197V27H194V29H195L194 31H195V32L198 30V31L196 32V34H197L198 36H197V35L195 34V32H194V35L196 36V38H194V35L191 33V32L193 31V29H192ZM222 27H223V26H222ZM224 27L227 28L226 26H224ZM128 28L131 29L132 27H128ZM138 28H139V27H138ZM156 28H158V27H156ZM160 28H161V27H160ZM166 28H168V27H166ZM186 28H185V29H186ZM199 28H200V27H199ZM215 28H217V25H216ZM220 28H221V27H220ZM234 28H235V29H234ZM244 28H245V27H244ZM248 28H249V27H248ZM92 29H93V26H92ZM149 29H150V28H149ZM149 29H148V31H151V30H152V29H150V30H149ZM175 29H176V28H175ZM182 29H183V28H182ZM209 29H210V31H208V30H207V31H208L209 34H210V32L213 31L214 26H213V28H209ZM223 29H224V28H223ZM233 29L236 30V33H238L237 35H235L236 33H235V31H234ZM239 29H240V27H239ZM80 30H81V29H80ZM132 30H133V29H132ZM146 30H147V28H146ZM154 30L157 31V29H154ZM162 30H163V29H161V30L158 29V32H161ZM170 30H171V29H170ZM186 30H187V29H186ZM232 30L234 31V32H233L234 35H231V34H230V32H231ZM260 30H259V31H260ZM128 31H129V30H128ZM138 31H139V30H138ZM143 31H144V32H143ZM163 31H164V30H163ZM163 31H162V32H163ZM174 31H175V30H174ZM178 31H179V30H178ZM181 31H182V30H181ZM134 32H135V30H134ZM151 32H153V30H152ZM166 32H167V29H166ZM257 32H258V33H257ZM132 33H133V31H132ZM174 33H175V32H174ZM177 33H178V32L176 31V34H177ZM180 33H181V32H180ZM205 33H207V32H205ZM214 33H215V34H214ZM233 33H232V34H233ZM259 33H260V35H259L258 37H259L260 39H258V37H255V38H254V36H256L255 34H259ZM135 34H136V33H135ZM140 34H139V36L142 35V34H141V35H140ZM148 34H149V32H148ZM148 34H147V35H148ZM164 34H165V33H164ZM182 34H183V32H182ZM182 34H181V36H180V35H179V36L182 37ZM130 35H131V33H130ZM158 35H159V34H158ZM161 35H162V33H161ZM161 35H160V37H161ZM171 35H172V34H171ZM173 35H174V34H173ZM190 35L193 36V38H191V37L189 38ZM205 35H206V34H205ZM205 35H204V36H205ZM230 35H231L232 37H231ZM239 35H240V37H239ZM243 35H244V36H243ZM252 35H253V36H252ZM64 36H65V35H64ZM134 36H135V35H134ZM148 36H149V35H148ZM163 36H164V35H163ZM163 36H162V37H163ZM165 36H166V35H165ZM176 36H178V34H177ZM206 36H207V35H206ZM206 36H205V38H206ZM59 37H60V36H59ZM83 37H84V36H83ZM141 37L144 39L143 36H141ZM141 37H139L138 40H140ZM154 37H155V34H154ZM154 37L149 36L148 38H151V39H152V38H154ZM160 37L158 36V38H160ZM202 37H203V36H202ZM214 37H215V36H214ZM122 38H123V37H122ZM148 38H146L145 42H147L149 45H150V44H151V45H154V46H156V44L158 45L159 41H157V37L154 38L155 41H154V39H152L153 41H152L151 39H150V41H149ZM174 38H176V37H174ZM174 38H173V39H174ZM208 38H209V37H208ZM217 38H216V39H217ZM112 39H114V37H113ZM147 39H148V40H147ZM163 39H164V37H163ZM171 39H172V38H171ZM181 39H183V37H182ZM186 39H187V40L189 39L190 42H189V40L187 41ZM114 40H115V39H114ZM117 40H118V39H117ZM119 40H120V39H119ZM119 40H118V41H119ZM160 40H161V38H160ZM175 40H176V41H175ZM226 40H224L225 42L222 41V42H223L222 44L225 45V44L227 43ZM148 41H149V42H148ZM151 41H152V42H155V44H154V43H151ZM156 41H157V42H156ZM177 41H178V42L180 41V39H179L178 37H177V39H174L173 44L176 45V42H177ZM196 41H197V42H196ZM240 41H239V42H240ZM174 42H175V43H174ZM180 42H181V41H180ZM180 42H179V43H180ZM188 42H189V43H188ZM230 42H235V41H234V40H231ZM147 43H146V44H147ZM194 43H195L196 45H195ZM198 43H200V42H198ZM201 43H202V42H201ZM204 43H205V44H204ZM204 43H203V46H204V48L206 49V47H205V46H206V41H205ZM236 43H238V42H236ZM244 43H245V42H244ZM41 44H42V43H41ZM113 44H114V42H113ZM119 44H120V42H119ZM119 44H117V45H119ZM146 44H145V45H146ZM148 44H147V47H143L145 51L147 50L146 48H148ZM183 44H184V43H183ZM218 44H220V43H218ZM228 44H229V43H228ZM145 45L143 44V46H145ZM178 45H179V44L177 43V48L175 47L174 50L179 48V49H178V52H179V51L181 50V49H180V46H181V48H182V45H181V44H180L179 46H178ZM226 45H227V44H226ZM119 46H120V45H119ZM183 46H184V45H183ZM195 46H196L197 48H196ZM209 46H210V45H209ZM230 46H231V45H230ZM230 46H229V48H230ZM131 47H132V45H131ZM150 47H151V46H150ZM150 47H149V48H150ZM184 47H185V46H184ZM192 47H193V48H192ZM207 47H208V46H207ZM212 47H213V46H212ZM222 47H223V45H222ZM222 47H221V50H224ZM234 47H236V48H237V47L241 48V47H244V45H243V46H235V45H234ZM149 48H148V50H149ZM204 48H202V49H204ZM216 48H217V49H216ZM216 48H215L216 50H218V48H219V51H220V45H218ZM231 48H233V47L231 46ZM244 48H245V47H244ZM263 48H264V47H263ZM150 49H153V48L151 47ZM207 49H209V48H207ZM212 49H213V48H212ZM111 50H112V49H111ZM140 50H141V49H140ZM228 50H229V49H228ZM231 50H234V49H230V50L228 51V53L231 52V54H234V55H232V58H231L232 61H233V56H234V58H235V60H236L237 62H240V61H239L240 59H241V61H242V62H240V63H237L238 66H239V65H242V64L244 63V62H243V59H245L246 57H247L248 59L251 60V55H252V57H253L252 59H254V60L257 59V58H254L253 55H255V54H253V53H251V55H249V56H246V54L249 53V52H247V53H245V54L243 53V56H242L241 53H240V55L237 56L238 53L236 52L237 54H235V50H234V53H233ZM175 51H176V50H175ZM185 51H184V52H185ZM202 51H203V50H202ZM204 51H205V50H204ZM204 51H203V52H204ZM261 51H262V50H261ZM261 51H260V52H261ZM172 52H173V50H172ZM178 52H177V53H178ZM211 52H213V51H211ZM221 52H222V51H221ZM252 52H254V51H252ZM146 53H147V52H146ZM175 53H176V52H175ZM205 53H206V51H205ZM217 53H218V52H217ZM254 53H255V52H254ZM153 54H154V53H153ZM172 54H174V53H172ZM181 54H182V53L179 52L178 55H174V56H176V57H175L174 59H172V60H175L176 58H178L179 60L181 59V61H182V59L185 61L184 56H182ZM222 54H223V53H222ZM257 54H258V53H257ZM260 54H261V53H259V55H260ZM117 55H118V54H117ZM148 55H149V54H148ZM180 55H181V57H180ZM210 55H211V53H210ZM219 55H220V54H219ZM225 55H226V54H225ZM177 56H178V57H177ZM212 56H213V57H216V56L214 55V52L212 53ZM220 56H221V55H220ZM220 56H219V57H220ZM255 56H256V55H255ZM224 57H225V56L220 57V63H221V64H222V62L224 63V61H223V58H224ZM242 57H245V58H242ZM256 57H257V56H256ZM259 57H260V56H259ZM211 58H212V57H211ZM217 58H218V57H217ZM131 59H132V58H131ZM147 59H148V58H147ZM158 59H159V58H158ZM178 59H177V60H178ZM188 59H189V58H188ZM209 59H210V58H209ZM213 59H214V58H213ZM258 59H259V58H258ZM262 59H263V58H262ZM132 60H133V59H132ZM179 60H178V61H179ZM245 60L247 61V59H245ZM133 61H134V60H133ZM141 61H142V60H141ZM211 61H212V60H211ZM213 61H214V60H213ZM216 61H217V60H216ZM221 61H222V62H221ZM251 61H252V60H251ZM251 61H250V64L252 65ZM255 61L257 62V60H255ZM173 62H174V61H173ZM188 62H189V61H188ZM193 62H191L190 64H189V63L187 64V65H190V66H187V67H189V69L191 68V69H190L191 72H193V68H192V66H193ZM256 62L253 61V65H255ZM258 62H259V61H258ZM263 62H264V61H263ZM213 63H214V62H213ZM213 63H212V65H213ZM215 63H216V62H215ZM248 63H249V62H248ZM173 64H175V63H173ZM180 64L182 65V63L179 61V65H180ZM207 64H209V66H208ZM243 65H244V64H243ZM243 65H242V70H244V68H246V66H245V65L243 66ZM247 65H248V64H247ZM253 65H252V67H253ZM256 65H257V68H258V69H259V68H260V70L263 69V68H261V67H262L264 64L261 65V66H259L258 63H257ZM256 65H255V67H256ZM221 66H222V67H221ZM221 66H220V67L223 69V71L226 70V71L228 72V69H227V68L224 70V68H225L226 65L224 66V65L222 64ZM248 66L250 67V65H248ZM134 67H135V66H134ZM156 67H157V66H156ZM174 67H175V66H174ZM181 67H182V66H181ZM181 67H179V68H181ZM214 67H216V66H214ZM214 67L212 68V71H214ZM223 67H224V68H223ZM255 67H253V69H255V70H254V71L252 70V73H253V72L256 73L255 71H256L257 69H256ZM158 68H159V67H158ZM197 68H196V69H197ZM239 68H240V67H239ZM239 68H237V69L239 70ZM135 69H136V68H135ZM187 69H188V68H186V70H187ZM175 70H176V69H175ZM179 70H180V69H179ZM218 70H221V69L218 68ZM180 71L182 72V69H181ZM180 71H179V72H180ZM261 71H262V70H261ZM263 71H264V70H263ZM263 71H262V73H263ZM210 72H211V71H210ZM220 72H221V75H223V74H222V73H223L222 70H221ZM238 72H239V71H238ZM242 72H243V71H242ZM182 73H183V72H182ZM211 73H212V72H211ZM217 73H219V71H218ZM233 73H234V72H233ZM212 74H214V73H212ZM212 74L209 76L211 79L213 78V77H211ZM234 74H235V73H234ZM242 74H243V73H242ZM260 74H261V73H260ZM260 74H259V75H260ZM237 75H238V76L241 75L240 72L237 73ZM253 75H254V74H253ZM244 76H245V75H244ZM255 76H256V75H255ZM263 76H264V75H263ZM209 77H208V78H209ZM239 77H240V76H239ZM197 78H198V75H197ZM260 78H261V77L259 76V80L261 81ZM183 79H184V78H183ZM189 80H191V78L188 79V82H190ZM209 80H210V79H209ZM254 80H255V79H254ZM162 81H163V80H162ZM162 81H161V82H162ZM177 81H178V80H177ZM142 82H143V81H142ZM183 82H184V81H183ZM185 82H186V80H185ZM218 82H219V83H218ZM252 83H253V84H252ZM259 83L261 84L262 81L259 82ZM250 84H251V85H250ZM185 85H186V84H185ZM183 87H184V86H183ZM186 87H187V86H186ZM146 88H147V87H146ZM209 88H210V90H209ZM179 89H180V88H179ZM203 89H204V87H203ZM154 90H155V89H154ZM187 90H188V89H187ZM157 91H158V90H157ZM187 92H188V91H187ZM148 93H149V92H148ZM222 93H221V92L217 93V96H218V94L222 95ZM3 94H4V93H3ZM26 94H27V93H26ZM149 94H150V93H149ZM193 94L196 95L197 97H199V93H198V92L195 91V93L193 92ZM162 95H163V94H162ZM185 95H186V94H185ZM220 95H219V96H220ZM171 96H172V95H171ZM186 96H187V95H186ZM189 96H191V95L189 94ZM206 96H207V94H206ZM192 97H193V96H192ZM166 98H167V97H166ZM195 98H196V97H195ZM195 98H194V100H196ZM173 99H176V98L173 97ZM187 99H189V98H187ZM191 99H192V98H191ZM201 99H202V101H203L205 104H207L206 97H205L204 99L201 97ZM164 100H165V99H164ZM174 101H175V100H174ZM213 101H214V100H213ZM213 101H212V102H213ZM22 102H23V101H22ZM171 102H173V100H172ZM189 102H190V101H189ZM191 102H193V101H191ZM39 103H40V102H39ZM215 103H216V104H215ZM174 104H175V103H174ZM177 104H181V103H178V102H177ZM177 104H176V105H177ZM208 104H211L210 101H209ZM19 105H21V104H19ZM38 105H39V104H38ZM198 105H200V104H198ZM208 106H209V105H208ZM38 107H39V106H38ZM175 107H176V106H175ZM177 107H178V106H177ZM183 107H184V106H183ZM191 107H193V105H192ZM191 107H190V108H191ZM204 107H205V106H204ZM204 107H203V108H204ZM33 108H34V107H33ZM130 108H131V107H130ZM14 109H15V108H14ZM38 109H39V108H38ZM84 109H85V108H84ZM195 109H196V108H195ZM19 110H20V109H19ZM30 110H32V109H30ZM52 110H53V109H52ZM52 110H51V111H52ZM59 110H60V108H59ZM130 110H131V109H130ZM192 110H193V109H192ZM192 110H191V112L194 111V110H193V111H192ZM38 111H39V110H38ZM55 111H56V110H55ZM76 111H77V110H76ZM86 111H88V110H86ZM177 111H178V110H177ZM187 111H188V110H187ZM215 111H216L217 113H215ZM26 112H27V111H26ZM26 112H25V113H26ZM30 112H31V111H30ZM32 112H34V110H33ZM61 112H62V111H61ZM69 112H70V111H69ZM72 112H74V111H72ZM77 112H78V111H77ZM168 112H169V111H168ZM184 112H185V111H184ZM194 112H195V111H194ZM204 112H205V111H204ZM13 113H14V112H13ZM25 113H24V116H25ZM34 113H35V112H34ZM52 113H53V112H52ZM55 113H56V112H55ZM58 113L60 114V111H59ZM62 113H63V112H62ZM62 113H61V114H62ZM64 113H66V109H65V112H64ZM70 113H71V112H70ZM80 113H81V112H80ZM88 113H89V111H88ZM105 113H106V112H105ZM133 113L135 114V112H133ZM178 113L180 114V112H177V114H178ZM208 113H209V111H208ZM15 114H17V113H15ZM27 114H28V113H27ZM27 114H26V115H27ZM38 114H39V113H38ZM66 114H69V113H66ZM74 114H75V112H74ZM112 114H113V113H112ZM125 114H126V113H125ZM174 114H175V111H174ZM174 114H173V112H172V115H174ZM188 114H189V113H188ZM51 115H55V114H50L49 116H51ZM56 115H57V114H56ZM69 115H70V114H69ZM69 115H68V116H69ZM72 115H73V114H71L70 116H72ZM80 115H81V114H80ZM109 115H110V114H109ZM113 115H114V114H113ZM126 115H127V114H126ZM202 115H203V114H202ZM202 115L200 114V116H202ZM205 115H206V114H205ZM18 116H19V114H18ZM28 116H29V114H28ZM35 116H36V115H35ZM39 116H40V114H39ZM39 116H38V118H39ZM46 116H47V115H46ZM82 116H83V114H82ZM88 116H89V115H88ZM104 116H105V115H104ZM117 116H118V114H117ZM128 116H129V115H128ZM134 116H135V115H134ZM174 116H175V115H174ZM177 116H178V115H177ZM184 116H185V115H184ZM194 116H197V117L200 118V116H199L198 113H196V115H194ZM29 117H30V116H29ZM31 117H32V116H31ZM40 117L42 118V116H40ZM57 117H58V116H57ZM60 117H61V116H60ZM72 117H74V116H72ZM76 117H77V116H76ZM84 117H85V116H84ZM168 117H170V116H168ZM168 117H167V118H168ZM189 117H190V116H189ZM192 117H193V116H192ZM203 117H205V116L203 115ZM210 117H211V116H210ZM217 117H219V116H217ZM13 118H14V117H13ZM18 118H20V117H18ZM22 118H23V115H22ZM32 118H33V117H32ZM43 118H44V117H43ZM68 118H69V117H68ZM220 118H222V117H220ZM220 118H219V119H220ZM224 118H223V119H224ZM26 119H27V118H26ZM26 119L23 118L22 120L25 121ZM54 119H55V118H54ZM58 119H59V118H58ZM64 119L66 120V118H64ZM74 119H76V118L74 117ZM118 119H119V118H118ZM168 119H169V118H168ZM202 119H203V118H200V120H202ZM20 120H21V119H20ZM35 120L37 121V119H35ZM42 120H43V119H42ZM44 120H46V117L44 118ZM47 120H48V119H47ZM47 120H46V121H47ZM80 120H82V119H80ZM198 120H199V119H198ZM240 120H241V119H240ZM261 120H262V121H261ZM27 121H28V120H26V122H27ZM49 121H50V120H49ZM49 121H47V122H49ZM53 121H54V120L52 119V122H53ZM66 121H67V120H66ZM70 121H71V120H70ZM82 121H83V120H82ZM111 121H112V120H111ZM117 121H118V120H117ZM195 121H196V120H195ZM220 121H221V120H220ZM226 121H227V120H226ZM33 122H34V121H33ZM55 122H56V121H55ZM57 122H59V120H57ZM76 122H77V121H76ZM119 122H120V121H119ZM126 122H127V121H126ZM199 122H200V121H199ZM207 122H208V120H207ZM221 122H222V121H221ZM238 122H239V123L236 122L237 124H239V125L236 124L237 127H238V126H239V127H246V126H247L248 128L252 129L251 127H249V125H250V126H252V125H256V123H255V124L252 123V125L249 124V123H245V124H247V125L244 126V125H245L244 123H241L239 120H238ZM18 123H19V125H21L22 121H21V123H20V121H19ZM38 123H39V122H38ZM40 123H41V121H40ZM65 123H66V122H65ZM68 123H69V122H68ZM72 123H73V119H72ZM72 123H71V124H72ZM77 123L79 124V122H77ZM96 123H97V122H96ZM104 123H105V122H104ZM109 123H110V122H109ZM131 123H132V122H131ZM134 123H135V122H134ZM137 123H138V122H137ZM137 123H136V124H137ZM203 123H204V124H203ZM205 123H206V122H205V118H204V121L202 120V123H201V124H203V126H204ZM210 123H211V122H210ZM210 123L208 122L207 124H209V125H205V126H206V127H207V126L209 127V126H210ZM228 123H229V122H228ZM23 124H25V123H23ZM27 124H28V122H27ZM27 124H25V125H27ZM30 124H32L31 121H30ZM42 124H43V123H42ZM71 124H70V125H71ZM193 124H194V122H193ZM199 124H200V123H199ZM232 124H233V123H232ZM248 124H249V125H248ZM262 124H263V125H262ZM28 125H29V124H28ZM33 125H34V124H33ZM54 125H55V124H54ZM54 125H52L51 122H50V126H52L51 128L48 127V129L50 128V130H52L51 133L49 132L50 135H53V130L57 133V131L55 130V127H56L57 125L53 128ZM70 125H69V127H70ZM73 125H74V124H73ZM86 125H87V124H86ZM89 125H90V124H89ZM127 125H128V124H127ZM130 125H131V124H130ZM134 125H135V124H134ZM190 125H191V124H190ZM196 125H197V124H196ZM23 126H24V125H23ZM29 126H30V125H29ZM43 126H45V125H43ZM62 126H64V125H62ZM78 126H79V125H78ZM131 126H132V125H131ZM135 126H136V125H135ZM145 126H146V125H145ZM183 126H184V125L182 124L180 127L183 129ZM187 126H188V125H187ZM198 126H199V125H198ZM198 126H197V130H196L197 132L200 130V128H199ZM205 126H204V128H206ZM31 127L34 128V129H37V128H36L37 126H36V127L31 126ZM57 127H58V126H57ZM65 127H66V126H65ZM65 127H62V128H63L64 130L69 129V127H67V129H65ZM72 127H74V129H75V128H77V125H76V127H75V125L72 126ZM101 127H102V126H101ZM107 127H108V126H107ZM111 127H112V126H111ZM120 127H121V126H120ZM140 127H141V126H140ZM143 127H144V126H143ZM184 127H186V126H184ZM208 127H207V130H208ZM210 127H211V126H210ZM210 127H209V128H210ZM257 127H258V128H257ZM22 128H23V127H22ZM27 128H29V127H27ZM62 128H61V129H62ZM103 128H105V127H103ZM137 128H138V126H137ZM186 128H187V127H186ZM198 128H199V129H198ZM211 128H212V127H211ZM211 128H210V132H212V131H211ZM263 128H264V126H263ZM80 129H81V128H80V126H79V130H80ZM83 129L86 130V126H85ZM108 129H109V128H108ZM108 129H107V130H108ZM139 129H140V128H139ZM148 129H149V128H148ZM184 129H185V128H184ZM192 129H193V131L195 132L194 128H192ZM192 129H190V130H192ZM212 129H216V127L212 128ZM250 129H249V130H250ZM30 130H32V129L30 128ZM40 130H41V129H39V131H40ZM57 130H58V128H57ZM76 130L78 131V128H77ZM85 130H84V131H85ZM88 130H89L90 132H88ZM96 130H97V129H96ZM101 130H103V129H101ZM107 130H106V131H107ZM149 130H150V129H149ZM201 130H202V129H201ZM217 130H218V129H217ZM247 130H248V129H246V131H247ZM253 130H254V129H253ZM257 130H256V131H257ZM35 131H36V130H35ZM41 131H42V130H41ZM60 131L62 132V130H60ZM71 131H73L72 128H71L70 132H71ZM80 131H82V129H81ZM86 131L88 132V133L86 132V134H89V135H88V138L90 139V141L93 140V139H94L93 136H92V137H89L90 134H91V135H94V134H93L94 132L91 133V131H93L92 128L90 127V129L88 128ZM103 131L105 132V130H103ZM173 131H176V130H173ZM193 131H191V132L189 131L190 134H191ZM215 131H216V130H215ZM224 131H225V130H224ZM224 131H223L222 133L228 135V136H227L228 139H227V138H226V139L229 140V141H231V140H232V136H231V134H230V133L228 134V132L225 133ZM260 131H261V129H260ZM23 132H24V131H23ZM37 132H38V131H37ZM43 132H44V131H43ZM43 132H42V133H43ZM55 132H54V135H55ZM70 132L68 131L67 133L69 134ZM99 132H100V131H99ZM108 132H109V130H108ZM111 132H112V131H111ZM118 132H119V131H118ZM122 132H124V131H122ZM137 132H138V131H137ZM165 132H166V131H165ZM169 132H170V131H169ZM205 132H207V131H205ZM219 132L221 133V131H219ZM235 132L238 133L237 131H235ZM248 132L250 133V131H248ZM251 132H253V131L251 130ZM1 133H2V132H1ZM27 133H28V132H27ZM31 133H32V132H31ZM44 133H45V132H44ZM72 133H75V132H74V131L71 132V135H73V136H72V139H74L73 141H75V138H74V137H76V135H75V134H72ZM81 133L83 134L84 132H81ZM100 133H101V132H100ZM125 133H126V132H125ZM129 133H131V129H130V132H129ZM129 133H128L127 135L125 134L126 136L123 135V134L121 135V136H122V140H120V138H121V137H120V138H119V144L121 143V145L123 144L125 147H126V144H127V146H129V145H128L129 142L133 139V137L131 138V136H132L133 133H132V134H129ZM138 133H139V132H138ZM184 133H185V131H184ZM202 133H204V132H202ZM202 133H201V134H202ZM212 133H213V132H212ZM241 133H243V132H241ZM245 133H246V132H245ZM256 133H257V132H256ZM258 133H259V132H258ZM28 134H29V133H28ZM40 134H41V132H40ZM58 134H59V132H58ZM58 134H56V135H58ZM109 134L112 135L111 133H109ZM185 134H186V133H185ZM194 134H195V133H194ZM217 134H218V132H217ZM262 134H263V133H262ZM42 135H43V134H42ZM42 135H41V136H42ZM46 135H48L47 132H46ZM56 135H55V136H56ZM74 135H75V136H74ZM101 135H102V134H101ZM101 135H100V136H101ZM117 135H118V134H117ZM130 135H131V136H130ZM178 135H182V134H178ZM191 135H192V134H191ZM196 135H197V134H195V136H196ZM202 135H203V134H202ZM202 135H201V136H202ZM215 135H216V134H214V136H215ZM253 135H254V132H253ZM260 135H261V134H260ZM58 136L60 137L61 135H58ZM84 136H85V134H84ZM98 136H99V135H98ZM148 136H149V135H148ZM182 136H183V135H182ZM208 136H210L211 138H213V135H212V136H211L210 134L205 135L206 138L204 137L203 141L198 139V141H201L198 145H197V144H194V142H193V140H192V142H191L192 145H193V144H194V145H197V147L192 146V145H188V146L191 147V150H188V149H187V147H188V146L186 147L187 142H185L183 139H182V141H184V143H186V145H185V144H180V145H183V146H180V145H178V144L176 145V148H177L178 150H179V148L181 149V147H183V148L186 147L187 151H189L188 154H189L190 156H187V155H183V156L190 157V158H191V161L194 159L195 161H199L200 163H202V166H201L199 163H197V164H199V165L201 166L199 169H200V171L203 172V173H202V178H203V179H206V178H208V176H209V178H208L209 181H208V179H206L208 182H210V179H212V180L215 181V182L217 181V183H219V184H220V182H222L224 185H225V184H233V185H236V186H237V184L239 183L240 178H241L240 176H241V175H245V174H244V170H241V168L238 166V164H242V163H243V162H241V161H243V159L245 160L244 155L247 154L246 152L249 153V152L251 151V152H250V155L248 154L249 157L246 158V160L248 159V162H249L250 166H251L253 169H256V170H257L258 167H263V168H264V154H263L259 149H252V150L249 151V149L244 148L245 146L242 147V145H239V144H238V141H236V139H234V140L236 141V143H235V145H233V146H236V147H233V148H236V150H240V151H242L243 149H244V150L246 149L244 155H243L242 153L239 152V154H242L244 158H243V157H241V158L238 157V152H236L235 149L233 150V148L231 149V147H232V146H231V145H232V141H231V145H230V142H229L228 146L225 144L224 147H227V149H228V147H229V145H230L229 149H230L231 151L233 150V152H231V153H233V154L237 153V155H236V156H233V155H232V156H229L228 154H224V157H223V155L220 154V151H219V154L222 155L223 158L227 157V160H229L230 162H229V163H224L223 160H222V163H224V164L222 165L223 168L221 167V168H222L221 170H217L216 168L212 167V170H213V171H215V172L218 171V177H217V176H216V177H212V176L210 175L211 173H210V172H209L210 174L208 173V171H209V164L213 161V159H216V158H215V156H212L213 153H211V149H213V150L215 151V150H217L218 148H221V149H222V147L220 146V147L214 149V148H213V145H214V144H213V145L210 144L209 141H210L211 139H209L210 137L207 138ZM216 136H217V135H216ZM249 136H250V134H249ZM258 136H259V134H258ZM48 137H49V136H48ZM56 137H57V136H56ZM69 137L71 138L70 135H69ZM78 137H79V136H77V138H78ZM103 137H104V135H103ZM110 137H111V136H110ZM110 137H108V138H109L108 140L111 139ZM116 137H117V136H116ZM118 137H119V135H118ZM218 137L220 138V135L217 136L215 139H217ZM221 137H222V136H221ZM252 137H255V136H252ZM262 137H263V136H262ZM66 138H67V137H66ZM99 138H101V137H99ZM105 138H106V137H104L103 139H105ZM138 138H139V134H138ZM187 138H188V137H187ZM199 138H201V137H199ZM219 138H218V139H219ZM223 138H225V136H223ZM58 139H59V138L57 137L56 140H58ZM61 139H62V138L60 137V141H59V142H62ZM79 139H81V140L83 139L84 142L86 141V142H85V145H87L88 149H87L86 146L84 145V146H83L84 149L82 148L84 152H83V151H82V152L85 153L86 155L88 154V156H89L90 154L88 153L87 150H89L90 147L88 146L87 139L85 140L84 137H83V138L80 137ZM79 139H76V140H79ZM139 139H140V138H139ZM142 139H143V138H142ZM165 139H166V138H165ZM201 139H202V138H201ZM218 139H217V141H218ZM241 139H242V137H241ZM250 139H251V138H250ZM257 139H258V138H257ZM68 140H69L70 142L72 141V140H70V139H68ZM123 140H125V141H123ZM135 140H136V139H135ZM147 140H148V138H147ZM195 140H196V139H194V141H195ZM223 140H224V139H223ZM223 140H222L221 142H223ZM260 140H262V139H260ZM94 141H95V139H94ZM94 141H93L92 143H93L94 145H96V142H94ZM102 141H103V140H102ZM110 141H112V140H110ZM115 141H116V140H115ZM115 141H114V139H113L114 145H116L115 143H117V141H116V142H115ZM120 141H121V142H120ZM132 141H133V140H132ZM132 141H131V142H132ZM150 141H151V140H150ZM159 141H160V140H159ZM163 141H164V140H163ZM196 141H197V140H196ZM196 141H195V143H197ZM213 141H214V140H213ZM217 141H215V142H217ZM42 142H43V141H42ZM78 142H79V141H78ZM84 142H82V143H84ZM104 142H106V141H104ZM107 142H108V141H107ZM135 142H136V141H135ZM142 142H143V141H142ZM164 142H165V141H164ZM189 142H190V141L188 140V143H189ZM218 142H219V141H218ZM218 142H217V143H218ZM244 142H247V141H244ZM252 142H253V140H252ZM262 142H263V141H262ZM33 143H34V142H33ZM49 143H50V142H49ZM72 143H73V142H72ZM75 143H76V142H75ZM108 143H109V142H108ZM110 143H112V142H110ZM137 143H138V142H137ZM137 143H136V144H137ZM168 143H170V142H168ZM191 143H190V144H191ZM226 143H227V142H226ZM233 143H234V142H233ZM259 143H260V142H259ZM259 143H258V144H259ZM136 144H135V145H136ZM156 144H157V142H156ZM170 144L173 146L172 149H175V148H174L175 143H174V145H173L172 142H171ZM170 144H169V146H170ZM237 144H238V145H237ZM252 144H253V143H252ZM263 144H264V143H263ZM12 145H15V144H12ZM33 145H34V144H33ZM47 145H48V144H47ZM75 145H77V144H75ZM79 145L81 146V144H79ZM79 145H77V146H79ZM94 145H93V148H95V149H93V150H94V153H96V152L99 153L98 151L95 152V150L97 149V148H96L97 145H96V146H94ZM117 145H118V144H117ZM117 145H116V146H117ZM137 145H139V144H137ZM160 145H161V144H160ZM160 145H159V146H160ZM216 145H217V144H216ZM247 145L249 146V144H247ZM254 145L256 146V144H254ZM31 146H32V145H31ZM38 146H39V145H38ZM116 146H115V147H116ZM124 146H123V148H124ZM144 146H145V145H144ZM157 146H158V145H157ZM159 146H158V148H159ZM218 146H219V145H218ZM255 146H254V148H257V147H255ZM44 147H45V146H44ZM139 147H140V146H139ZM139 147H135V149H136V148H139ZM145 147H146V146H145ZM178 147H179V148H178ZM193 147H194V148H193ZM238 147H239V148H238ZM240 147H242L243 149L241 150ZM251 147H252V146H251ZM251 147H250V148H251ZM261 147H262V146H261ZM261 147H260V149L262 150ZM20 148H21V147H20ZM77 148H78V147H77ZM110 148H111V146H110ZM154 148H155V147H154ZM188 148H189V147H188ZM237 148H238V149H237ZM263 148H264V146H263ZM13 149H14V148H13ZM15 149H16V148H15ZM42 149H43V148H41L40 152L42 151ZM44 149H45V148H44ZM82 149H81V150H82ZM86 149H87V150H86ZM129 149H130V148H129ZM140 149H141V148H139L138 150L136 149V151H135V150H134V151L137 152V151H139ZM147 149H148V148H146V150H147ZM169 149H171V148H169ZM189 149H190V148H189ZM192 149H193L194 151H192ZM196 149H200V150H201V151L199 152V154H197L198 151H197ZM2 150H3V149H2ZM4 150H5V149H4ZM28 150H29V149H28ZM64 150H65V149H64ZM85 150L87 151V153L85 152ZM97 150H98V149H97ZM109 150H111V149H109ZM112 150H113V149H112ZM118 150H120V149H118ZM118 150H117V151H118ZM121 150H122V149H121ZM130 150L133 151V148L130 149ZM175 150H176V149H175ZM175 150H173V151H175ZM195 150H196V151H195ZM230 150H229V151H230ZM244 150H243V151H244ZM263 150H264V149H263ZM38 151H39V150H38ZM132 151H131V152H132ZM142 151H143V149H142ZM147 151H148V150H147ZM179 151H182V150H179ZM43 152H45V151L43 150ZM43 152H42V154H43ZM47 152H49V151L46 149V152H45L44 154H47ZM78 152H79V151H78ZM89 152H90V150H89ZM109 152H110V151H109ZM113 152H116V151L114 150ZM129 152H130V151H129ZM190 152H191V153H190ZM212 152H213V151H212ZM222 152H223V151H222ZM5 153H6V152H5ZM23 153H24V152H23ZM50 153H51V152H49V154H50ZM70 153H71V152H70ZM97 153H96V154H97ZM106 153H107V152H106ZM110 153H111V152H110ZM139 153H141V154H139V155H142V152H139ZM146 153H147V152H146ZM154 153H155V151H154ZM157 153H160V152H157ZM157 153H156V154H157ZM161 153H162V152H161ZM181 153H182V152H181ZM184 153H186V152H184ZM223 153H224V152H223ZM251 153H252V156H251ZM40 154H41V153H40ZM42 154H41V156H43ZM51 154H52V153H51ZM75 154H76V157L78 158L79 156H77V155H79V154L74 153V155H75ZM81 154H82V153H81ZM96 154H95L94 156H97ZM113 154H114V153H113ZM125 154H126V152H125ZM133 154L135 155L134 152H133ZM172 154H174V153H171V155H172ZM191 154H192V155H191ZM53 155H54V153H53ZM53 155H52V157H53ZM117 155H118V154H117ZM117 155H116V157H117ZM127 155H130V154H127ZM145 155H146V154H145ZM162 155H163V154H162ZM165 155H166V154H165ZM165 155H164V156H165ZM175 155H176V154H175ZM181 155H182V154H181ZM215 155H218V154L215 153ZM225 155H228V156H225ZM27 156H28V155H27ZM30 156H31V155H30ZM35 156H36V155H35ZM35 156H34V157L32 156V157H33L34 159H36ZM46 156H47V155H46ZM46 156H44V159H45ZM88 156H86V157L88 158ZM106 156H107V155H106ZM110 156H111V155H109V157H110ZM132 156H133V155H132ZM136 156H137V155H136ZM136 156H135V157H136ZM142 156H144V155H142ZM142 156H141V158H142ZM153 156H154V155H153ZM153 156H151V157H153ZM169 156H170V152H169ZM177 156H178V155H177ZM218 156H219V155H218ZM250 156H251V157H250ZM28 157H29V156H28ZM111 157L114 158V155L111 156ZM111 157H110V158H111ZM144 157H145V156H144ZM144 157H143V158H144ZM151 157L149 156V158H151ZM155 157H157V156L155 155ZM155 157H154V158H155ZM170 157H171V156H170ZM175 157H176V156H175ZM228 157L231 158V159H229ZM234 157H235V158H234ZM237 157H238V158H237ZM55 158H56V157H54V159H55ZM80 158H81V157H80ZM87 158H86V159H87ZM90 158H92V157L89 156V159H90ZM98 158H99V157H98ZM107 158H108V157H107ZM154 158H153V159H154ZM192 158H193V159H192ZM233 158H234V159H233ZM2 159H3V158H2ZM37 159H40V158H37ZM51 159H52V158H51ZM54 159H52V160H54ZM57 159H59V156L57 157ZM120 159H121V158H120ZM128 159H129V158H128ZM134 159H135V158H134ZM156 159H157V158H156ZM159 159H160V158H159ZM168 159H170V158H168ZM168 159H167V160H168ZM240 159H241V160H240ZM79 160H80V159H79ZM105 160H106V157H105ZM111 160H112V159H111ZM117 160H118V157H117ZM130 160H132V159H130ZM138 160H140V158H139ZM160 160H161V159H160ZM194 160H193V161H194ZM216 160L218 161L219 159H216ZM220 160H221V159H220ZM227 160H226V158H225V161H227ZM231 160H232V161H231ZM233 160H234V161H233ZM237 160H239L240 162H238ZM246 160H245L244 163H247ZM47 161H49V160L47 159ZM57 161H58V160H57ZM64 161H65V160H64ZM87 161H88V160H87ZM115 161H116V160H115ZM119 161H120V160H119ZM128 161H129V160H128ZM143 161H144V160H143ZM143 161L141 160L140 162H143ZM161 161H162V160H161ZM188 161H190V160H188ZM3 162H4V160H3ZM99 162H100V161H99ZM120 162H121V161H120ZM120 162H119V163H120ZM218 162H219V164L221 163V161H218ZM237 162H238V163H237ZM53 163H54V162H53ZM85 163H86V162H85ZM92 163H94V161H92ZM102 163H103V162H102ZM112 163H114L113 160H112ZM116 163H117V162H116ZM121 163H123V162H121ZM127 163H128V162H127ZM130 163H131V161H130ZM182 163H183V161H182ZM244 163H243V164H244ZM8 164H9V163H8ZM138 164H139V166L137 167V169L140 167V163H137V165H138ZM184 164H185V163H184ZM187 164H188V163H187ZM219 164H218V165H219ZM41 165H42V164H41ZM43 165L46 166L45 164H43ZM88 165H89V164H88ZM113 165H114V164H113ZM120 165H121V166H119V167H124V166H122L123 164H120ZM128 165H129V164H128ZM137 165H136V166H137ZM211 165L215 166L214 164H211ZM6 166H7V165H6ZM39 166H40V165H39ZM133 166H135V165H133ZM136 166H135V169H132L133 171H134V170H137V169H136ZM165 166H166V165H165ZM250 166L247 165L248 168H249ZM4 167H5V166H4ZM36 167H37V168H42V167H38V166H36ZM61 167H62V166H61ZM64 167H65V166H64ZM89 167H90V166H89ZM119 167L117 166V168H119ZM183 167H184V166H183ZM215 167H216V166H215ZM29 168H30V167H29ZM128 168L131 169V167H129V166H128ZM159 168H160V166H159ZM159 168H158V170H159ZM31 169H32V168H31ZM33 169H34V168H33ZM43 169H44V168H43ZM64 169H65V168H64ZM64 169H63V170H64ZM114 169H115V165H114ZM123 169H124V168H123ZM161 169H163V167H162ZM195 169H196V168H195ZM199 169H198V170H199ZM218 169H219V168H218ZM244 169H245V168H244ZM40 170H41V169H40ZM47 170H49V168H47ZM50 170H51V169H50ZM63 170H62L61 172H63ZM163 170H164V169H163ZM163 170H162V171H163ZM245 170H246V169H245ZM36 171H37V174H38V170H36ZM51 171H52V170H51ZM64 171H65V170H64ZM196 171H197V170H196ZM200 171H199V172H200ZM250 171H251V169H250ZM250 171H248V172H250ZM49 172H50V171H49ZM52 172H53V171H52ZM54 172H55V171H54ZM86 172L89 174V172H88L87 170H86ZM92 172H94V171H92ZM160 172H161V171H160ZM194 172H195V171H194ZM197 172H198V171H197ZM199 172H198V173H199ZM34 173H35V172H34ZM55 173H56V172H55ZM63 173H65V172H63ZM128 173H130V172L128 171ZM155 173H156V172H155ZM155 173H154V174H155ZM161 173H162V172H161ZM164 173H165V172H164ZM242 173H243V174H242ZM258 173H259V174H258ZM258 173H257L258 176H259V175H262V171L259 172V170H258ZM260 173H261V174H260ZM16 174H17V173H16ZM192 174H193V173H192ZM216 174H217V173H216ZM61 175H62V174H61ZM166 175H167V173H166ZM212 175H213V174H212ZM246 175H248V174H246ZM246 175H245V176H246ZM69 176H70V175H69ZM143 176H145V175H143ZM192 176H193V175H192ZM194 176H195V175H194ZM214 176H215V175H214ZM29 177H30V176H29ZM40 177H41V176H40ZM57 177H58V176H57ZM61 177H62V176H61ZM154 177H155V176H154ZM196 177H197V176H195V178H196ZM210 177H211V178H210ZM249 177H250V176H249ZM44 178H45V177H44ZM76 178H77V177H76ZM128 178L131 179V176H130V177L128 176ZM145 178H146V176H145ZM192 178H193V177H192ZM195 178H194V179H195ZM247 178H248V176H247ZM259 178H260V177H259ZM61 179H62V178H61ZM68 179H69V178H68ZM122 179H123V178H122ZM132 179H133V178H132ZM136 179H137V178H136ZM140 179L144 180V182H143V184H142V187L146 188V184H148L149 182L146 183L147 181H146V179H144V178H141V177H140ZM140 179H137V181L139 180V181H140L139 183L141 184V181H142V180H140ZM160 179H161V178H160ZM196 179H197V178H196ZM196 179H195V180H196ZM248 179H249V178H248ZM250 179H251V178H250ZM261 179H262V178H261ZM123 180H127V176H125ZM123 180H119V182H120V187H121V189L124 188L123 191H125V186H123V182H124ZM150 180H151V179H150ZM150 180H149V181H150ZM258 180H259V179H258ZM262 180H263V179H262ZM28 181H29V180H28ZM213 181H211V182L209 183V184L212 183V184H211L212 186H213ZM251 181L253 182V180H251ZM95 182H96V181H95ZM151 182H152V180H151ZM151 182L149 183V185L151 184ZM215 182H214V183H215ZM31 183H32V181H31ZM139 183L137 182V184H139ZM152 183H153V182H152ZM188 183H189V182H188ZM192 183H194V181H193ZM196 183H197V182H196ZM217 183L215 184V186H218ZM222 183H221V184H222ZM33 184H34V182H33ZM37 184H38V182H37ZM43 184H46V183H43ZM87 184H88V183H87ZM182 184H183V183H182ZM182 184H181V185H182ZM189 184H190V183H189ZM202 184H203V182H202ZM223 184H222L221 188H223ZM259 184H260V183H259ZM70 185H71V184H70ZM100 185H101V184H100ZM163 185H164V184H163ZM245 185H246V184H245ZM251 185H252V184H251ZM251 185H250V186H251ZM36 186H37V185H36ZM36 186H35V187H36ZM38 186H39V185H38ZM139 186H140V185H139ZM165 186H166L165 188H167L168 185H165ZM176 186H177V185H176ZM176 186L174 185V189H175ZM183 186H185V185L183 184ZM186 186H187V185H186ZM201 186H202V185H201ZM201 186H200V187H201ZM215 186H213L214 189H215ZM219 186H220V185H219ZM7 187H10V186H7ZM20 187H21V186H20ZM35 187H32V188L35 189ZM55 187H56V186H55ZM55 187H54V185H52V188H53V189H55ZM120 187H119V188H120ZM122 187H123V188H122ZM148 187L150 188V186H148ZM152 187H154V185H153ZM152 187H151V188H152ZM204 187H205V186H204ZM233 187H235V186H233ZM24 188H25V187L22 188L21 192L23 191ZM44 188H45V187H44ZM44 188H43V189L41 188V190H44ZM46 188H47V187H46ZM69 188H70V187H69ZM83 188H84V187H83ZM86 188H87V187H86ZM115 188H116V187H115ZM151 188H150V192H152V191H151ZM176 188H177V187H176ZM183 188H184V187H183ZM183 188H182V189H183ZM186 188H187V187H186ZM219 188H220V187H219ZM219 188H218V190H220ZM229 188H230V187H229ZM261 188H262V187H261ZM261 188H260V189H261ZM6 189H7V188H6ZM71 189H73L72 186H71ZM71 189H70V191H71ZM79 189H80V188H79ZM88 189H89V188H87V190H88ZM132 189H134V188H132ZM146 189H147L146 192H148L149 189H148V188H146ZM159 189H161V188H159ZM174 189L172 188V191H173ZM180 189H181V188H180ZM189 189H190V191L192 190L191 188H189ZM214 189L212 188V191H213ZM2 190H3V189H2ZM4 190H5V189H4ZM28 190H30V189H28ZM38 190H39V188H38ZM48 190H49V189H48ZM50 190H51V189H50ZM57 190H60V188L57 189ZM57 190H56V192H58ZM119 190H120V189H119ZM119 190H118V192H119ZM184 190H186V189L184 188ZM216 190H217V188H216ZM226 190H227V189H226ZM262 190H263V189H262ZM19 191H20V190H19ZM19 191H18V192H19ZM34 191H35V190H34ZM44 191L47 193L46 189H45ZM52 191H54V190H52ZM83 191H84V190H83ZM123 191H122V192H123ZM174 191H176V190H174ZM177 191H178V190H177ZM177 191H176V192H177ZM187 191H188V190H187ZM190 191H189V192H190ZM194 191H195V189H194ZM198 191H199V190H198ZM207 191H208V190H207ZM212 191H210V192L212 193ZM18 192H17V194H18ZM25 192L27 193V191H25ZM28 192L30 193V191H28ZM153 192H155L154 189H153ZM199 192H200V194H201V191H199ZM205 192H206V191H205ZM238 192H240V191H238ZM244 192H245V191H244ZM32 193H33V192H32V189H31L30 196H31ZM34 193H35V192H34ZM34 193H33V194H34ZM62 193H64V196L66 195L67 198H68V196H69L70 199L72 198V197H71V193H69V192H68V193H67V192H64V191H62V189H61V193L59 194V196L62 195V197H63V194H62ZM65 193H66V194H65ZM86 193H87V192H86ZM89 193H90V192H89ZM91 193H92V192H91ZM166 193H167V192H166ZM213 193H215V191H214ZM213 193H212V195H213ZM218 193H219V192H218ZM248 193H249V192H248ZM24 194H25V193H24ZM49 194H51V193H49ZM67 194H68V195H67ZM187 194H188V193H187ZM196 194H197V193H196ZM237 194H238V193H237ZM27 195H28V193H27ZM27 195L25 196V198L27 197ZM108 195H109V194H108ZM203 195H204V194H203ZM207 195H209V194L207 193ZM216 195H217V194H216ZM37 196H39V195H37ZM44 196H45V195H44ZM44 196H43V197H44ZM54 196H55V195H54ZM59 196H57V197H59ZM66 196H65V197H66ZM98 196H99V195H98ZM175 196H176L177 198H179L178 195H175ZM187 196H188V195H187ZM191 196H193V199L189 197L190 200H191V199H192V200L196 199L194 195H191ZM200 196H201V195H200ZM204 196H205V195H204ZM226 196H227V195H226ZM32 197H33V195H32ZM34 197H36V196H34ZM45 197H46V200H47V197L49 198V196H45ZM57 197H55V198H57ZM99 197H100V196H99ZM113 197H114V196H113ZM176 197H174V198H176ZM206 197H207V196H206ZM208 197H211V196H208ZM208 197H207V198H208ZM23 198H24V197H23ZM39 198H40V197H39ZM60 198H61V196H60ZM69 198H68V199L65 198L66 201H70L72 204L75 203L74 206H76V201H75L74 199L70 200ZM78 198H79V197H78ZM101 198H102V197H101ZM144 198H145V197H144ZM172 198H173V196H172ZM212 198H213V197H212ZM233 198H234V197H233ZM262 198H263V197H262ZM33 199H34V198H32V200H33ZM36 199H37V197H36ZM40 199H41V198H40ZM58 199H59V198H58ZM61 199H62V198H61ZM65 199L62 200V201L65 202ZM184 199H187V198H184ZM24 200H25V202L28 201V200H30L29 196H28V199H24ZM41 200H42V199H41ZM51 200H52V199H51ZM73 200H74L75 202H74ZM140 200H141V199H140ZM174 200H175V201H180V199H179V200H178V199H177V200L174 199ZM174 200H173V202H174ZM205 200H206V199H205ZM217 200H218V199H217ZM22 201H23V200H22ZM22 201H21V203H22ZM34 201L37 202L38 200H35V199H34ZM186 201H189V200H186ZM206 201H207V200H206ZM25 202L23 201V205H25V204L27 205V202H26V203H25ZM41 202L43 203V201H41ZM41 202H40V203H41ZM73 202H74V203H73ZM131 202H132V201H131ZM170 202H172V201L170 200ZM173 202H172V203H173ZM201 202H202V201H201ZM240 202H241V201H240ZM17 203L20 204L19 201H18ZM24 203H25V204H24ZM30 203H31V200H30ZM40 203H39V204H40ZM42 203H41V205H42ZM52 203H53V202H52ZM65 203H66V202H65ZM68 203H69V202H68ZM126 203H127V202H126ZM133 203H134V202H133ZM151 203H152V202H151ZM161 203H162V202H161ZM166 203H168V202H166ZM184 203H185V202H184ZM203 203H204V202H203ZM209 203H210V202H209ZM241 203H242V202H241ZM9 204H10V203H9ZM19 204H18V205H19ZM36 204H37V203H36ZM46 204H47V203H46ZM48 204H49V203H48ZM63 204H64V203H63ZM77 204H79V203L77 202ZM118 204H119V203H118ZM168 204H169V203H168ZM170 204H171V203H170ZM170 204H169V205H170ZM194 204H196V203H194ZM243 204H244V203H243ZM26 205H25V206H26ZM31 205H32V203H31ZM33 205H34V203H33ZM65 205H66V204H65ZM203 205H204V204H203ZM208 205H209V204H208ZM217 205H218V204H217ZM238 205H239V204H238ZM28 206H29V204H28ZM49 206H50V205H49ZM57 206H58V205H57ZM200 206H201V205H200ZM8 207H9V206H8ZM19 207H20V206H19ZM19 207H16V208L19 209ZM21 207H22V206H21ZM23 207H24V206H23ZM69 207H70V206H69ZM78 207H79V205H78ZM205 207H207V206H205ZM11 208H12V207H11ZM40 208H41V207H40ZM49 208H50V207H49ZM80 208H81V206H80ZM133 208H134V207H133ZM234 208H235V207H234ZM77 209H79V208H77ZM83 209H84V207H83ZM169 209H170V208H169ZM171 209H172V208H171ZM175 209H176V208H175ZM180 209H181V208H180ZM240 209H241V208H240ZM243 209H244V208H243ZM243 209H242V210H243ZM16 210H17V209H16ZM48 210H49V209H48ZM48 210H47V212H48ZM52 210H53V208H52ZM66 210L69 212V209H66ZM75 210H76V209H75ZM95 210H96V209H95ZM102 210H103V209H102ZM116 210H118V209H116ZM166 210H167V209H166ZM218 210H219V209H218ZM232 210H233V209H232ZM19 211H21V208L19 209ZM44 211H46V210H44ZM76 211H77V210H76ZM118 211H119V210H118ZM170 211H171V210H170ZM180 211H181V210H180ZM227 211H228V210H227ZM227 211H225V212H227ZM233 211H234V210H233ZM233 211H230V212H233ZM49 212H50V211H49ZM77 212H78V211H77ZM81 212H82V211H81ZM83 212H86V211H83ZM124 212H125V211H124ZM174 212H176V211H174ZM223 212H224V211H223ZM234 212H235V211H234ZM241 212H242V211H241ZM251 212H252V211H251ZM262 212H263V211H262ZM51 213H52V212H51ZM72 213H73V211H72L70 214H72ZM79 213H80V212H79ZM110 213H113V212L110 211ZM167 213H168V212H167ZM167 213H166V214H167ZM218 213H219V212H218ZM13 214H14V213H13ZM70 214H69V215H70ZM83 214H84V213L81 214L82 219L84 218V217H83ZM105 214H106V213H105ZM113 214H114V213H113ZM168 214H169V213H168ZM189 214H190V213H189ZM191 214H192V213H191ZM213 214H214V213H213ZM221 214H222V213H221ZM228 214H229V213H228ZM243 214H244V213H243ZM251 214H252V213H251ZM62 215L65 217L64 213H63ZM71 216H72V215H71ZM96 216H97V215H96ZM160 216H161V215H160ZM195 216H196V214H195ZM200 216H201V215H200ZM221 216H224V214L221 215ZM51 217H52V216H51ZM51 217H50V218H51ZM72 217H73V219L75 220L74 216H72ZM112 217H113V215H112ZM121 217H122V216H120V218H119L120 220L122 219ZM191 217H192V216H191ZM218 217H219V216H218ZM247 217H248V216H247ZM29 218H30V217H29ZM85 218H86V217H85ZM85 218H84L83 220H85ZM110 218H111V217H110ZM123 218H124V216H123ZM214 218H215V216H214ZM239 218H240V217H239ZM241 218H242V217H241ZM243 218H244V217H243ZM243 218H242V219H243ZM257 218H259V217H257ZM33 219H34V218H33ZM46 219H47V218H46ZM77 219H78V218H77ZM77 219H76V220H77ZM82 219H81V220H82ZM97 219H98V218H97ZM112 219H113V218H112ZM119 219H118V220H119ZM125 219H126V218H125ZM125 219H124V220H125ZM134 219H135V218H134ZM37 220H38V219H37ZM76 220H75V221H76ZM88 220H89V219H88ZM118 220H117V221H118ZM124 220H123V223H124ZM126 220H127V219H126ZM126 220H125V221H126ZM183 220H184V219H183ZM213 220H214V219H213ZM237 220H238V219H237ZM246 220H247V219H246ZM35 221H36V220H35ZM75 221H74V223H75ZM77 221H78V220H77ZM93 221H94V220L92 219V222H91L92 224H93ZM134 221H136V220H134ZM139 221H140V220H139ZM171 221H172V220H171ZM186 221H188V220H186ZM82 222H83V221H82ZM82 222H81V223H82ZM86 222H87V221L85 220V223H86ZM103 222H104V221H103ZM115 222H116V220H115ZM173 222H174V221H173ZM77 223H78V222H77ZM91 223H90V224H91ZM94 223H95V222H94ZM101 223H102V221H101ZM140 223H141V222H140ZM140 223L135 225V228H136V235L138 234V238H140V244L136 243L135 238H133V237H135V235L132 236L130 233H129V234L131 235V238L129 239L130 242L128 241V239H127V240L124 239V240H126V243H127V244H129V245L132 246V249H133L134 252L136 253L135 255H137V256H136V259H137V260H135V257L133 258V259L136 261V264H139V263H140V262L138 261V259L140 258L139 255L137 254V253H139L138 250H139L140 248L146 249L147 247L151 248V246L154 247V246H156V245H159L160 234H161V231L159 230V225H157V224H159L158 222H153V224H155V225L150 224L149 222H146V223L144 222L143 224H140ZM156 223H157V224H156ZM185 223H186V222H185ZM37 224H38V223H37ZM75 224H76V223H75ZM95 224H96V223H95ZM127 224H128V223L126 222L125 225L127 226ZM55 225H56V224H55ZM65 225H66V224H65ZM78 225H79V224H78ZM129 225H130V224H129ZM227 225H228V224H227ZM227 225H226V226H227ZM229 225H230V224H229ZM249 225H250V223H249ZM23 226H24V225H23ZM27 226H29V224H28ZM79 226H80V225H79ZM79 226H78V227H79ZM88 226H89V225L87 224L86 227H88ZM117 226H118V225H117ZM126 226H125V227H126ZM202 226H203V225H199L200 228H199V227H197V228L195 227V228L197 229V231H195V232H198L199 230L201 231L202 229H205V230H206V228H204V226H203V227H202ZM76 227H77V226H76ZM91 227H92V226H91ZM91 227L89 226L90 229L88 228V230H89V232H90V235H91V232H92V229H93V227H92V228H91ZM130 227H132V226H130ZM174 227H175V226H174ZM174 227H173V228H174ZM192 227H193V226H192ZM192 227H190V228L188 227V229H187L186 231H187L188 235H192V234L194 233V235H192V236H194V237H192V236H187V238L189 237L188 239H191V238H192V240H190V241L193 242V244H192L191 242H190V243H187V241H188L187 238H183V241L186 242V244L194 245V242H195V244H196L197 242L199 243V241L196 240L197 237L199 236L198 234L201 235V238L199 239V237H198V240H203V243H204V244H203V245H204L203 247H205L206 250H205L204 248L202 249V246H201L202 241H201V243H199L200 245L197 243L199 247H198V250H196V251H199V250H200V249H199L200 247H201V250H203V251H200V252H194L195 254H196V253L198 254V255L196 254L197 256H199L202 252H203L202 254L205 255L204 253L207 252V251H208V253H206V254H208L209 256H211V255L213 254L212 251H214V252L216 251V252H217L218 250H219V251L221 250V251H220L221 254H220L219 251H218L217 254L214 253V255L216 254L215 256L212 255L213 257H209V256H208L209 258H208V257L205 258L202 254H201V256H199V258L201 257V259L205 258L206 261H209V260L211 259V260L209 261L210 263H211L212 261H213V263H215V262L217 261V260H215V259H217V258H219V260H220V261H219V260L217 261L218 263H219V262H222L223 260H224V262L226 261V263H227V262H232L234 258L231 257V256H229V255H227V254H230V255H231V253H230L231 251H232V253H234V252L237 253V252L239 251V250H238V247H239L240 245H243V244H240V245L238 244L239 246H237V243H238L237 241H238V240L236 241V245H235V243H234V245H229V243L223 241L221 237H217V238L212 239V240L209 239V238H208L209 240H208L207 238H204V237L202 238V235H203L206 231L203 230V231H205L204 233H203L202 231H201V232L199 231L198 234L195 233V232H190V230L193 231V230H192ZM201 227H202V229H201ZM236 227H237V225H236ZM238 227H239V225H238ZM238 227H237V228H238ZM260 227H261V226H260ZM25 228H26V226H25ZM118 228L120 229V226H118ZM132 228H133V227H132ZM132 228H131V229H132ZM135 228H134V229H135ZM176 228L178 229V227H176ZM195 228H193V229H195ZM223 228L228 229V228L225 227V226H224ZM223 228H221V229L223 230ZM231 228H232V227H231ZM239 228H240V227H239ZM250 228L252 229V227H250ZM62 229H63V228H62ZM62 229H61V230H62ZM86 229H87V228H86ZM114 229H115V228H114ZM128 229H129V228H128ZM170 229L172 230V228H170ZM248 229H249V228H248ZM88 230H87V231H88ZM103 230H104V234H105L106 230L103 228L101 231H103ZM115 230H117V229H115ZM121 230H122V229H121ZM121 230H119V233L121 232ZM123 230H124V229H123ZM132 230H133V229H132ZM188 230H189V231H188ZM231 230H233V229H231ZM262 230H263V229H262ZM262 230H261V231H262ZM58 231H59V230H58ZM173 231H175V230H173ZM207 231H208V229H207ZM223 231H225V232H227V233L230 234L229 229H228V230H223ZM241 231H242V230H241ZM241 231L239 230L238 232H241ZM261 231H260V232H261ZM64 232H66V231H64ZM168 232H169V230H168ZM168 232H167V233H168ZM170 232H171V231H170ZM178 232H179V231H178ZM178 232H177V233H178ZM225 232H224V233H225ZM262 232H264V231H262ZM102 233H103V232H102ZM121 233L123 234V233H125V231H122ZM126 233H127V231H126ZM163 233L165 234V232H163ZM179 233H180V232H179ZM191 233H192V234H191ZM222 233H223V232H222ZM222 233H221V234H222ZM224 233H223V234H224ZM93 234H95V233H93ZM93 234H92V235H93ZM104 234H103V235H104ZM122 234H121V235H122ZM172 234H174V233H172ZM172 234H170V235H172ZM195 234H197V235H195ZM218 234H219V233H218ZM229 234L226 235V236H228V238H230ZM231 234H232V232H231ZM233 234L237 236L238 233L233 232ZM240 234H241V233H240ZM252 234H254V232H253ZM13 235H14V234H13ZM16 235H17V234H16ZM16 235H15V236H16ZM92 235H91V236H92ZM121 235H120V236H121ZM161 235H162V234H161ZM168 235H169V234H168ZM234 235H231V237H233ZM255 235H257V234H255ZM255 235L253 236L254 238H255ZM15 236H14V238H15ZM122 236H123V235H122ZM146 236H148V237H146ZM174 236H175V239H176V237H177V236L179 237L180 235L177 234V235H174ZM182 236H183V235H182ZM195 236H196V239H195ZM203 236H204V235H203ZM205 236H207V235H205ZM209 236H210V235H209ZM223 236H224V235H223ZM236 236H235V238L238 239ZM238 236H239V235H238ZM261 236H262V235H261ZM19 237H20V235H19ZM29 237H31V236H29ZM92 237H93V236H92ZM145 237H146V238H145ZM170 237H171V236H170ZM178 237H177V239H176L174 242H173L174 238H171L172 241H170V242H172V244L170 245V249H169V246H167V247H168V249H169V252H170V250H172V252H170L171 254H170V253H168V254L172 255L174 251H175V253H176L177 247H175V246H178V245H179L180 247L183 248V250L186 249V251H185L184 254H183V253H180L179 249H178L179 252L177 251L178 255H179V253L182 255V256H181V255L179 256V257L181 258V259H180V258H179V259L182 260L181 262H183V263H181V264H184V262H186L187 264H199V261H200L201 264H202V261H203V263L205 262L204 264H208L206 261H204V259H203V260H200V259L198 260V259H197V262L193 263L194 260L196 261V258L193 259V256H191V254L193 253L194 248L196 249V246H197V245H195L194 248H193V246H192V247L189 246V247H191V248H188V245H186L184 242H183V243L181 242V241H182L181 236H180V238H178ZM207 237H208V236H207ZM214 237H215V236H214ZM224 237H225V236H224ZM239 237H240V236H239ZM249 237H250V236H249ZM27 238H28V237H27ZM41 238H43V237H41ZM67 238H68V237H67ZM166 238H167V237H166ZM233 238H234V237H233ZM233 238H232V241L234 240ZM257 238H259V237H257ZM21 239H22V238H21ZM23 239H25V238H23ZM62 239H64V238H62ZM91 239H92V238H91ZM91 239H90V240H91ZM119 239H120V238H119ZM185 239H186V241H185ZM193 239H195V241H194ZM223 239H226V238H223ZM255 239H256V238H255ZM260 239H261V237L258 239V241H259ZM262 239H263V238H262ZM262 239H261V241H263ZM30 240H31V239H30ZM43 240H44V239H43ZM60 240H61V239H60ZM65 240H66V239H65ZM122 240H123V238H122ZM164 240H165V239H163V243H164ZM226 240H227V239H226ZM249 240H250V239H249ZM249 240H245V239H244L243 242L245 243V241H249ZM256 240H257V239H256ZM46 241H47V240H46ZM49 241H50V240H49ZM92 241H93V240H92ZM177 241H178V243H176ZM212 241H214V242H212ZM229 241H231V240L229 239ZM261 241H260V242H261ZM16 242H17V240L15 241V243H16ZM60 242H61V241H60ZM90 242H91V241H90ZM93 242H94V241H93ZM234 242H235V241H234ZM243 242H242V243H243ZM251 242H252V241H251ZM64 243H65V242H64ZM87 243H88V242H87ZM91 243H92V242H91ZM91 243H90V244H91ZM111 243H113V242H111ZM152 243H153V245H152ZM160 243H161V242H160ZM163 243H162L161 245H166V244H165L166 242H165L164 244H163ZM173 243H174V244H173ZM210 243H213L214 245H213V244H210ZM167 244H169V243H167ZM250 244H251V243H250ZM260 244H261V243H259L258 245L260 246ZM134 245L142 246V247H135ZM161 245H160V246H161ZM210 245H211V248L214 246V248H212V251H211ZM251 245H252V244H251ZM251 245H248V247H249V246L251 247ZM253 245H254V244H253ZM258 245H257V246H258ZM86 246H87V245H86ZM90 246H91V245H90ZM244 246H245V245H243V247H244ZM262 246H263V244H262ZM262 246H261V247H262ZM33 247H34V246H33ZM88 247H89V246H88ZM128 247H129V246H128ZM158 247H159V246H158ZM158 247H157V249H156V252L158 251V249L161 250V248H158ZM167 247H166V251H168ZM171 247H172V248H171ZM180 247H178V248H180ZM207 247L209 248V250H207ZM216 247H217V249H216ZM246 247H247V246H245V248H246ZM248 247L246 248V250L249 249ZM255 247H256V246H255ZM84 248H85V246H84ZM173 248H174V251H173ZM182 248H180V250H181ZM218 248H219V249H218ZM225 248H226V249H225ZM240 248H241V247H240ZM245 248L243 249L244 252L246 251ZM44 249H45V248H44ZM104 249H105V248H104ZM175 249H176V250H175ZM190 249H192V250H190ZM213 249H214V250H213ZM215 249H216V250H215ZM228 249L231 250V251L229 252ZM235 249H237V251H236ZM241 249H242V248H241ZM241 249H240V250H241ZM252 249H254V246H252V248L249 249L248 251H250V250L253 251ZM256 249H258V247H256ZM259 249H260V247H259ZM148 250H149V249H148ZM150 250H151V249H150ZM154 250H155V249H154ZM160 250H159V251H160ZM188 250L192 251V253H191V254L186 253ZM204 250H205V251H204ZM226 250H227V251H226ZM67 251H68V250H67ZM151 251H153V250H151ZM241 251H242V250H241ZM243 251H242V252H243ZM262 251H264V250L262 249ZM262 251H261V252H262ZM149 252H150V251H149ZM154 252H155V251H153V253H154ZM161 252H162V250H161ZM209 252H210V253H209ZM211 252H212V254H211ZM246 252H247V251H246ZM256 252H257V251H256ZM256 252H255V253H256ZM65 253H66V252H65ZM141 253H143V252H141ZM164 253H166L165 250L163 251V254H164ZM175 253H174V254H175ZM194 253H193V254H194ZM235 253L233 254V256L239 254V253H237V254H235ZM252 253H254V252H252ZM255 253H254V254H255ZM60 254H61V253H60ZM62 254H63V253H62ZM80 254H81V253H80ZM151 254H152V253H151ZM154 254H155V253H154ZM168 254H166V255H168ZM218 254H220V256H219ZM225 254H226V255H225ZM241 254H242V253H241ZM247 254H248V253H247ZM247 254H246V255H247ZM261 254L263 255V253H261ZM78 255H79V253H78ZM78 255H77V256H78ZM88 255H89V254H88ZM144 255H147V254L145 253ZM156 255H157V254H156ZM184 255H186V256H185L186 258L184 257ZM242 255H243V254H242ZM246 255H245V257H246ZM248 255H249V254H248ZM248 255H247V256H248ZM262 255H261V256H262ZM34 256H35V255H34ZM58 256H59V255H58ZM65 256H66V255H65ZM100 256H102V255H100ZM153 256H154V255H153ZM158 256L163 257V256H162V253H160V254H158V255L156 256L157 258H156V257H154V258H156V260L161 259V258H159ZM172 256H173V255H172ZM174 256H175V255H174ZM205 256H206V255H205ZM216 256H219V257H216ZM221 256H222V257H221ZM243 256H244V255H243ZM259 256H260V255H259ZM80 257H81V256H80ZM98 257H99V256H98ZM111 257H112V256H111ZM137 257H138V258H137ZM164 257H165V256H164ZM164 257H163V260L165 259ZM167 257H169V256H167ZM175 257H176V256H175ZM214 257H216V258H214ZM235 257H238V255L235 256ZM256 257H258V256H256ZM60 258H62V257H60ZM63 258H64V257H63ZM104 258H105V255H104ZM144 258H147V257L144 256V257L141 258V259H143V261H145ZM151 258H153V257L151 256ZM171 258H172V257H171ZM213 258H214V259H213ZM230 258H232V259H230ZM240 258H241V255H240ZM263 258H264V257H262V260H263ZM133 259L129 260L128 262L131 261V262H130L131 264H135V261H133ZM148 259H149V258H148ZM148 259H147V260H148ZM166 259H167V258H166ZM168 259H170V257H169ZM179 259H178V260H179ZM192 259H193V260H192ZM207 259H209V260H207ZM222 259H223V260H222ZM253 259H256V258H253ZM151 260H155V259H151ZM163 260H159V261H162V262L167 261V260H165V261H163ZM178 260H175V259L172 258L171 261H170V263H171V264H177ZM183 260H184V261H183ZM214 260H215V262H214ZM239 260H240V259H239ZM239 260H238V258H237L236 261H239ZM247 260L250 261V258H249V259H246V261L244 262V264H247V263H246V262H248ZM251 260H252V258H251ZM254 261H256V260H254ZM263 261H264V260H263ZM263 261H260V263L258 262V264H262L261 262H263ZM93 262H95V261H93ZM137 262H138V263H137ZM150 262H151V261H150ZM154 262H155V261H154ZM157 262H158V261H157ZM157 262H156V263H157ZM179 262H180V261H179ZM233 262H235V259H234ZM239 262H240V261H239ZM239 262H238V263L235 262V264H240ZM252 262H253V261H252ZM2 263H3V262H2ZM168 263H169V261L167 262V264H168ZM218 263H217V264H218ZM222 263H223V262H222ZM226 263H223V264H226ZM254 263H255V262H254ZM256 263H257V261H256ZM3 264H4V263H3ZM48 264H49V263H48ZM161 264H162V263H161ZM163 264H164V263H163ZM211 264H212V263H211ZM215 264H216V263H215ZM219 264H220V263H219ZM228 264H230V263H228ZM232 264H233V263H232ZM241 264H242V261H241ZM248 264H249V262H248ZM250 264H252V263H250ZM263 264H264V262H263Z\"/></svg>", "mask_w": 264, "mask_h": 264}]
</instances>
